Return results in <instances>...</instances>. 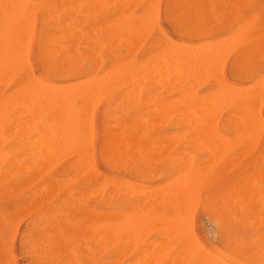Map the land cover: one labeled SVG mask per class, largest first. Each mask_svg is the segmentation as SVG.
Masks as SVG:
<instances>
[{
  "label": "rangeland",
  "instance_id": "obj_1",
  "mask_svg": "<svg viewBox=\"0 0 264 264\" xmlns=\"http://www.w3.org/2000/svg\"><path fill=\"white\" fill-rule=\"evenodd\" d=\"M72 1L75 2L77 0H59V2H57V0H55V1L54 0H38V3H37V0H25V2L27 4V14L28 15L24 18L19 19L17 24L14 26V32H15V38L18 39L19 36L18 37H16V36L20 34L22 27L24 28V26L28 22L29 24H27L25 28H26V30L28 29V31L30 29L32 31V34L28 33V31H27L26 33L24 32L25 35L21 34L20 36H26L28 33L27 36L28 37L30 36V38H29L30 41H26V44H25V40L28 38L27 36H26V38L23 37V40L20 39L22 41V43H20V44L18 43L19 41H16L15 38H14L15 41L13 39V41H12L13 44L11 43L12 46L14 45L13 49H12V47H9V50H10V53L12 52V50L14 51L12 53H13V56H15L14 61L17 65L16 72H14L13 73L14 75H12V76L11 75L5 76L6 80H3L4 76H3V78H2V76H0V90H1L0 91V106L2 105V108L4 107L3 109L0 107V109H2L1 111L4 110L3 112L0 111V157H1L0 158V208H1L0 209V257H1L0 258V264H3V263L4 264H52V263H54V264H68V263L69 264H71V263L72 264H91V263L95 264V262H96V264H135V263L136 264H147V263L153 264L154 262H155L154 264H170V263L173 264V262L175 264V261H176V263L178 262V264L179 263L183 264L184 262H182V261L184 259H185L184 264H186V263L190 264L193 259H194L193 262L200 264L198 261L201 260L202 258H203L202 261H205V262H201V264H206V263H208L207 261H209V263L212 264L211 262H212L213 257H214L213 260H215L214 262H216V264H220V262H218V258H219V260H221V262L224 260L228 261L229 264H264V262H263L264 261V258H263L264 257V239H263L264 238V231H263L264 230V225H263L264 224V219H263L264 218V177H263L264 176L263 175V173H264V100H263L264 99V88H263V91H258L259 89H261L263 87V83H264L263 82L264 81V11H263L264 10L263 9L264 8L263 7L264 6V0H258V1L257 0H197V7H193L192 9H190V7H187L184 4H183L184 6H181V4H180L181 2L179 3L178 0H157V1L156 0H152V1L150 0V2L154 1L155 4L154 3L153 4L150 3V4H152L151 6L156 5L155 7H150V5L147 7L149 0H142L136 4L126 3V0H96V1L95 0H78L79 3L78 2L75 3V4L78 3L77 7L75 6L74 3H72ZM80 1H81V3H80ZM85 1H87L88 3L87 2L84 3ZM69 2H70V4L68 5ZM250 3H252V4H250ZM50 4H51V6H50ZM61 4H62V7H61ZM86 4H88L87 5L88 7H86ZM36 5H37V7H36ZM56 6H58V7H56ZM59 6H60V8H59ZM94 6H96V8ZM250 6H252V7H250ZM149 7H150V10H149ZM248 7L251 8L249 11L247 10V9H249ZM86 8H88V9H86ZM146 8H148V14H147ZM153 8H155V9H153ZM77 9H78V11H77ZM97 9H98V11H97ZM156 9H157V11H156ZM58 10H60L59 13H58ZM53 11H56V12H53ZM96 11H97V14H96ZM87 12H88V14H89V12L91 14L88 15ZM145 12H146V14H145ZM149 12L151 14H149ZM154 12L155 13L157 12V13L155 14ZM55 13H57V14H55ZM136 14H139V15H136ZM152 14H155V15H152ZM145 15H147L148 18H150V19H148L147 16H145ZM126 16L133 17V19L130 22H128V25L130 26V28L127 29V31H124V30L118 31L116 24L118 23V21L123 19L122 17H126ZM226 16H227V18H226ZM261 16H263V17L261 18ZM144 18H146L145 21L143 20ZM234 22H235V24H233ZM236 22H237V24H236ZM61 23H63V24H61ZM100 23H102V24H100ZM114 23H116V24H114ZM30 24H31V26L33 25V28L30 26ZM20 25H22V27ZM138 25H139V27H138ZM144 27H145V29H143ZM236 27H238L239 28L238 30H240V31H238ZM225 29H227V30H225ZM26 30L23 29L22 32L26 31ZM234 30H235V32H234ZM16 31H17V33L19 32V34H17ZM31 31H29V32H31ZM225 31L229 32V33L227 32L228 35L230 33L233 34L232 31L234 32V35L237 37V39L233 35L232 36L233 39L231 41H233V43H235L236 45L231 43L230 39H228L226 37V39L224 40L225 45L226 46L228 44L229 45L232 44V45L229 46V50L228 49L226 50L225 46L223 48L224 51L227 53L225 55V53L223 52L225 59L223 57L224 61L222 60L223 64L221 63V69L219 68L220 70H218V65L220 63L219 58L222 57L221 55L218 58L219 61H218V59L214 58L218 61V63L216 65H215V61L213 60L212 55L209 59H206V61H204L203 66L205 67V66H207L205 64H208V66L212 70V71H210L209 69H207L209 67H207L206 68L207 71L205 72V70H204V73H205L204 75L202 72L203 71L202 67L200 68L197 66L198 69L196 68V65L194 66L195 68L193 67L194 70L197 69L196 70L197 75L202 77L203 80L198 79V82H197L196 80L198 77H197V75L192 76V73L194 71L191 72V70H190L191 75L189 74L188 76H184L185 74L187 75L186 70L184 71L185 73L183 72L184 74H182V75L185 77L183 79L181 77L182 75H180L182 71L180 72V68L178 69V65H179L180 61L177 60L178 65H176V61H174V58L172 56H171V59H169V60L167 59L169 57H166L169 54L172 55L171 53L174 51H177L176 49H178V48H179L178 50L181 51V47L183 48V50L192 49V47L194 49L196 48V50L197 49H208V48H206V45H208V47H209V45L212 44V42L214 40L216 42L217 39H221V37H223V36H228L225 33ZM128 32H129V34H128ZM59 34H60V36H59ZM50 35H52V37H50ZM131 35H132V37H131ZM221 35H223V36H221ZM216 36H218V37H216ZM133 40L135 41V43L133 42ZM208 40L211 43L208 42ZM203 41H206L208 44L205 43V46H203V48H202V44H204V43H202ZM27 42L28 43L30 42V43L27 45ZM215 42H213V43H215ZM221 42H220V45L222 44ZM199 43H202V44L200 45ZM216 43H218V47H219L220 46L219 41ZM15 44H17V45H15ZM185 44L187 46L191 45V48L189 46L188 49H185L186 48ZM25 45H26L27 49L24 48ZM195 45H198L199 47L198 46L196 47ZM212 45H215V44H212ZM212 45H210V48L214 49L213 53L217 57V55L220 54L219 52H217V50H219V48L217 49V45H215L217 50H216V52H214L215 48H214V46L212 47ZM15 46H17L18 50L15 48ZM28 46H29V48H28ZM231 46H233L234 48ZM47 47H49V48H47ZM107 47H108V49H107ZM132 48L134 50H132ZM172 48L175 50H172ZM20 49H22L24 51L26 49V51L28 53L25 52L26 53V55H25V53H23L22 50H21L22 52L20 51ZM244 49H246V51H247L246 56L243 53ZM168 50L171 52H169ZM220 50H221V48H220ZM189 51H191V50H189ZM235 51H236V53H234ZM19 52H20V54L22 53L21 56L24 55L25 57L23 56L20 58L19 57L20 54L17 55V53H19ZM166 53H167V55H166ZM159 54L161 55L162 59H160ZM69 56L73 57L72 60H74V62L62 63V64H64L63 67L60 66V68H58L57 70H53L50 68V67H54L53 65L55 64L56 60H58L59 58L67 59V58H69ZM107 56H109L111 59ZM156 56H157V59L155 58ZM162 56H164L165 59ZM158 59H160V60H158ZM119 60H121V61H119ZM148 60H150V63L148 62ZM170 60H172V62ZM19 61H21V62H19ZM159 61L162 63L160 64ZM165 61L168 62V64H171V65H169L171 67L169 69H172V73H173L172 78H171L172 80H169L170 77L168 74V72L171 73V71H168L167 74L165 72L166 71L165 69L168 70V67H169L166 63H164ZM142 62H144V63H142ZM154 62H156V63H154ZM237 62H239V63H237ZM97 63L99 65H97ZM157 63H159V65ZM150 64H152L151 67H150ZM21 65H23V66H21ZM164 65H165V67L166 66L167 67L165 68ZM174 65L177 66V68H175V69H177V71L179 70L178 71L179 75H177L178 73L174 74V72H176V71H174ZM214 65L216 66V70L220 71L221 75L218 74L217 71H215ZM181 66H183L182 63L179 65V67H181ZM227 66H228V68H227ZM139 67L141 70L139 69ZM184 67H183V70H184ZM186 67H188V66L186 65ZM108 68L110 69V72H111V73H109L111 75L110 76L108 75L109 76L108 79L111 76H113L111 78L112 82L110 84V81H108L106 79L107 76L105 78L103 77L109 83L106 84L107 82L106 83L104 82V85L106 84V86L100 85V88H97L100 90V95H99L100 98H98L99 99L98 103L97 102L95 103L92 100V102L95 103V106H94V104H91L92 106H94V109H90V102H91L90 97L92 96L94 98V96L91 95L90 97H87V99H86V96L92 94L91 92L96 87H98L97 85H99V84L96 85L95 82L92 80H93V78L95 80L96 75H97V77L99 76L98 78H101L100 77L101 75H99V74H103L105 76L106 71L109 70ZM160 68L162 69L161 70V77H160ZM190 68H191V66H190ZM111 69H113V72L111 71ZM114 69H116V71ZM125 69H126V71H125ZM134 69H136L137 71H135ZM199 69L202 71H200ZM138 70L144 71V77H142L143 71L141 72V76H140L139 75L140 72H139V74L137 73ZM134 71L136 73H134ZM107 72H109V71H107ZM131 72H133V73H131ZM156 72H157L158 76L155 74ZM190 72H188V73H190ZM196 72H194V74H196ZM116 73L119 75L116 76L117 75ZM210 73H212V74H210ZM112 74H114V75H112ZM122 74L125 76V78ZM131 74H134V76ZM206 74H207V77H206ZM138 75H139V77H137ZM154 75H155V77H154ZM166 75H168L169 79L166 78L167 77ZM175 75L177 76L175 79L176 83L173 81V78H175L174 77ZM214 75H215V78H214ZM170 76H171V74H170ZM162 77H164V78H162ZM178 77L182 78V80H181L182 82L179 81V83H178V79H179ZM187 77H188V79H187ZM89 78H91L90 81L94 82L96 87H95V85L93 87L89 86V88L86 86L90 82V81H87V80H89ZM103 78L99 79L98 82H100V80H103ZM137 78H138V81H135V80H137ZM140 78L142 79V82H141ZM145 78H147V79H145ZM216 78H218V79H216ZM111 79H109V80H111ZM126 79H127V81H126ZM260 79L262 80V82ZM82 80L87 82L88 84L82 82ZM96 80H98V79L96 78ZM164 80L170 81L169 82L170 87H169L168 83ZM199 80H201V82H204V83L200 84ZM191 81H194V82H191ZM77 82H79V83L82 82L83 84H81V83L79 84ZM92 82H91V85H93ZM38 83H40V84H38ZM45 83H46V85H45ZM71 83H75V84L77 83V85L79 84L78 87H81V88L85 84L84 85L85 88L87 87L89 90L86 88L88 90V94H87L86 93L87 90L84 89L85 93L83 92V94L81 93V95H79L80 94L79 91H75V92H78L77 95L74 94L75 92L73 90L74 93H72V94H74V96L72 97V100L70 102L71 104L69 103L70 107L68 105L66 107H63L61 105L59 106L58 103H56V105L58 104L57 105L58 107L55 104H54L55 105L54 106L53 104L50 105L49 103H47V104L43 103L44 101L42 102L38 96L37 98H38V100L41 101V103H40V101H38L36 98H34V97H36L34 89L37 86L40 87V86L45 85L46 88H50V89H51V87H54L56 89H59V88L64 89L65 88L67 90L71 89V87H73L74 89H77L76 88L77 85H75V84L72 85ZM165 83H167L166 86H165ZM191 83L192 84L196 83L195 85H197V86H195L196 87L195 89ZM197 83H199V85ZM253 83H254L255 87L253 86ZM35 84L37 86H35ZM48 84L52 85V86L50 87ZM67 84L68 85L70 84V87L68 86L69 88L67 87ZM125 84H126V86H125ZM137 84H139V85H137ZM186 84L189 87H190V85L192 86L191 93H190V88ZM258 84H261V85H258ZM55 85L56 86L60 85V87H55ZM61 85H64V86L66 85V87H63V86L61 87ZM231 85L233 87H231ZM119 86H121L120 90H119ZM182 86H183V88H182ZM227 86H228V88L231 87V90L233 88L232 95H233V93L236 94L235 93V92H237L236 89H238L236 87H239V89H240V87H244L245 89L244 88L241 89L244 91V93L242 91L240 95H243V94L245 95L244 96L245 100H246L245 103L244 104L241 103L240 100L238 99V97L236 99H234L235 97L231 95V98H230L231 102L229 100V104H226L227 106L223 105L224 104V102H223L224 96L223 95L226 94L224 88L226 87V89H228ZM245 86H247L249 88V90ZM250 86L252 87V92H251ZM32 87L33 88L35 87V88L33 89ZM90 87H92V89ZM101 87L104 89L106 88V89L103 90ZM134 87L136 88V90ZM165 87H166V89H165ZM167 87L169 88L168 91H167ZM234 87L236 88L235 92H234ZM253 87H254V89H253ZM28 88H30V89H28ZM122 88H124L123 91H122ZM185 88H187L189 93H188V91L186 92ZM207 88H209V89H207ZM182 89H185V91ZM193 89H194V91H193ZM200 89L201 90L204 89V90L201 91ZM255 89L256 90L258 89V90L255 91ZM23 90H24V94H23ZM79 90H81V89L79 88ZM13 91H17V92H13ZM32 91L34 93H32ZM29 92L34 94L35 96L32 95V97H30L31 95ZM105 92H106V94H105ZM130 92H131V94H130ZM185 92H186V94L188 93L187 94L188 96L192 95L191 97H195V96L199 97L200 96V98L196 97V101H193L195 103L199 102L198 99L203 98L202 100H204L203 96L205 95V93H206V96L209 94L208 98H210V99L206 98L209 101L208 103H210V104L206 105L207 108H209V109H204V107H203L204 110L201 109V111L206 112V110L208 111V110L213 109V107L215 105L218 106L219 101H220V103H222V104H219V106H218L219 109L221 108V110L214 107L215 110H212V112H211L212 115H214V114L217 115V116H213L215 119L212 118L211 114L208 115V117L211 116L210 120L211 119L215 120V121L213 120L215 122V123H213L215 129L214 128L213 129L216 132L214 130L213 131L211 130L212 127L210 125H212V124L208 125V122L206 123L208 125V127L210 126V130L212 131V136H213V132H214L215 137H216L215 133H218L221 135L218 137L224 138V136H225V138H227L226 140L222 138L221 141H223V145L221 144L222 145L221 149H219L220 147L218 148L219 150H221L220 154L221 153L222 154L220 155L219 159H217V160L214 159L215 160V161L213 160L214 162L212 160H210L211 157H213L210 154H212L211 151L213 152V150H215V151H217V155H219L218 150H216L217 147L216 148H215V146L213 147L212 146L213 143L210 141L209 144H211L210 146H212V147L209 148L208 150H206L205 149L206 145H204L205 147L202 146V144H207V143H205L206 141L205 140L202 141L201 139L199 140V138H201L199 135L202 134L201 135V136H203L202 138H206L207 133L209 132V134H210L211 132L209 131L208 128L203 127L204 124H202V126H201L202 122H199V120L197 118V116H199L198 114H196V116H195L197 118V120L193 121L194 123L191 120L188 121V119H190L189 116H191V114L193 115L192 112H193V110H195V108L192 106V108H193V109L191 108L192 110L191 109L187 110V108H189L191 104L188 105L189 107L186 105L188 103L189 99H188V101H186L187 95L183 94ZM228 92H229V89H228ZM260 92L263 96L260 95ZM10 93H11V95H10ZM26 93L28 94V96L32 100L34 98V102L36 100L38 102L34 103V102H32V100L30 101V98L26 99V98H28ZM118 93L121 95H119ZM122 93H125V94H122ZM195 93H198V94H195ZM214 93L217 96H215ZM211 94H212V96H211ZM94 95H95V93H94ZM97 95L95 97L96 99H97ZM240 95H239V97H240ZM255 95H256V97H255ZM1 96H3L4 98H2ZM25 96H26V98H25ZM80 96H82V97H80ZM182 96H183V98H185L184 99L185 104H184V102H181V99L183 101V98H181ZM228 96H230V95H228ZM174 97H176L175 100H174ZM213 97L214 98L216 97L218 99V100L216 99L217 104L216 103L214 104V98ZM232 97H234V98H232ZM247 97L250 99H248ZM262 97H263V99H262ZM108 98H109V100H108ZM192 99L195 100L194 98H192ZM227 99H228V97H226V100ZM26 100H27V102H26ZM88 100L90 101L89 103L87 102ZM125 100H127V101H125ZM207 100H205V101L207 102ZM7 101H8V103H7ZM17 101L19 102V104L16 103ZM24 101L26 103H28V105L30 104V107L26 106V104H24L25 103ZM132 101H134V102H132ZM161 101L163 104L161 103ZM191 101L192 100L190 99L189 103H192ZM205 101H204V103H206ZM254 101L257 103H255ZM258 101H259V103H258ZM261 101H263V102L261 103ZM12 102H14L13 108L11 105ZM82 102H84L86 104L87 112H88V109L90 110L89 112L93 111L92 116H90L92 119V126L93 127L91 126L92 131H90V129H89L88 130L89 132H87V130L85 129L86 127L90 126L88 124V121H87L88 117H89V115H87V114H89V112L87 113L86 110L81 111V109H83L85 107V104ZM166 102L168 103V105ZM169 102L171 104H169ZM200 102L202 103V101H200ZM33 103L35 104V110H34L35 112L34 113H33V109H34ZM87 103H88V106H87ZM31 104H33V107H31L32 106ZM172 104L174 107H172ZM176 104H178L179 107L180 106H182V107H180V109L176 108V107H178V105H176ZM181 104H184L185 106H183ZM258 104L260 106H258ZM44 105L47 106V109ZM154 105H156V106L154 107ZM159 105H160V107H159ZM202 105H200L199 107L202 108ZM208 105H212V108H211V106L209 107ZM220 105H223L225 108L223 106H220ZM8 106H11V108L10 107L8 108ZM42 106L44 108L41 109ZM194 106L196 107L197 105L195 104ZM245 106H249L248 109L253 110L255 115L260 116V118H257L255 121H256V123H258L257 120L259 119V123L261 125L257 124L258 125L257 126L254 124L253 129L252 128H251V130L249 129L250 134H252L250 137H249V134H248V136L245 135L246 136V137H244L245 141H243V140L239 141V139H237L239 141V145L237 146V144H236L237 141H235L236 143L233 141V144L234 143L235 144L232 145V141H231V143H229V141L232 139V137H233V139L238 138L235 134L236 131L239 132V130H244L246 133H249L248 128L250 127V125H249V127L247 126L248 128L245 127L246 125L241 126L242 123L240 121H242V118L239 117L240 115H242V117H243L244 113H245V117H246L247 113L241 112V113H239L240 115L237 113V112H240L241 110H245V108L241 109V107H245ZM5 107H6V111H5ZM48 107H49V111H47ZM60 107L63 108L64 110L60 109ZM86 107H85V109H86ZM252 107H255V108L259 107V110L251 109ZM28 108H30V109L28 110ZM57 108H59V110ZM159 108H161L160 112H158ZM9 109H10V113H9ZM155 109L157 111H155ZM183 109L186 110L185 113L182 112V111H184ZM217 109H218V112H220L219 114L216 113ZM248 109H247V111H248ZM26 110H28V111H26ZM43 110H45V111H43ZM50 110H51V113H50ZM74 110L76 111V113ZM179 110L181 112H179ZM196 110H197V107H196ZM238 110H240V111H238ZM59 111H60V113H59ZM63 111H65V114L60 115ZM161 111H164V113H161ZM166 111H168L169 113ZM172 111H173V113H172ZM189 111H190V113H189ZM201 111L199 114L202 113ZM16 112H17V118L15 116ZM47 112H49V113H47ZM197 112H198V110H197ZM197 112L195 111V113H197ZM227 112H228V114H227ZM40 113H42V114H40ZM55 113H57V114H55ZM68 113H70V114H68ZM72 113H74V114H72ZM84 113H85V116H84ZM166 113H168V114L166 115ZM170 113H172V114H170ZM206 113H204V114H206ZM208 113H210V111H208ZM235 113H237L236 115H239V116H236ZM58 114H59V116H58ZM78 114L80 116L82 115L81 118H80V116H78ZM159 114H161V115L163 114L162 117H160L161 115H159ZM164 114H165V117H167V119L164 117ZM185 114H187L188 116ZM33 115H34V117H33ZM68 115H70V116H68ZM183 115H185V116H183ZM222 115H224V116H222ZM62 116H63V120L65 118H67L68 120L67 119L66 120L69 121L70 120L69 118H71V120H70L71 123L73 121H75V124H74V122H73V125L71 124V126H73V128L75 126V128H74L75 134L73 133V135L69 138V143L66 144V146L64 144L62 145V143L60 142L59 146H56L55 148L53 147L52 148L53 150H51L52 145H51V147L50 146L46 147L44 145L45 144L49 145L48 142H51V138H49V137L50 136L52 137V135L50 133H47L46 135L49 134V136H47V138H46V136H44V133L50 132L46 128L47 127L51 128V125L54 126V123H56V122L58 123L59 120L61 121ZM193 116L191 117L192 119H193ZM201 116H199V117H201ZM18 117H19V119H18ZM195 117H194V119H195ZM205 117H207V116H205ZM248 117H251V116H248ZM57 118H59V120ZM202 118H203V116H202ZM226 118L229 122L226 120ZM233 118H235V119H233ZM33 119H34V121H33ZM36 119H37V121H35ZM91 119H89V120H91ZM154 119L156 120V122ZM237 119L240 121H238ZM3 120H5V121H3ZM12 120H14V121H12ZM21 120H22V124H24V125L21 124ZM63 120L61 122H59L58 124L62 123ZM200 120L202 121L201 118H200ZM210 120H209V122H213ZM260 120H261V122H260ZM27 121H28V123H27ZM160 121L162 124L160 123ZM112 122L114 125L112 124ZM154 122L156 124H154ZM196 122L198 123L199 126L197 125ZM203 122H206V121L203 120ZM250 122H251V120L249 119L248 123H250ZM25 123H26V125H25ZM191 123L193 124L192 128H191ZM219 123H221V124H219ZM229 123H230V125H229ZM3 124H5V125H3ZM49 124H50V126H49ZM245 124H247V123H245ZM14 125H15V127H14ZM55 125H57V124H55ZM188 125H189V127H188ZM194 125H196V127H194ZM227 125L229 128L227 127ZM22 126H23V131H22ZM236 126H238V129H236L237 128ZM33 127H35V129ZM37 127H39L38 131H37ZM166 127H168L169 129ZM197 127L203 128L202 131L199 128L201 131L200 134L198 133ZM244 127H245V129H243ZM27 128H29V130ZM104 128H106V129H104ZM11 129H13L14 132H11ZM39 129H41V130H39ZM44 129H46L47 131L45 130L46 132H44ZM167 129H168V131H164ZM204 129H206L208 131H206ZM255 129H256L255 132H257L256 134L254 132ZM257 129H258V131H257ZM196 130H197L198 134L196 133ZM228 130H229V132H228ZM24 131L26 132L25 137H24L25 139L21 137V136H24L23 135L25 133ZM191 131H195V132H191ZM238 132H237V134H238ZM40 133H41V137L46 138L47 141H45L44 138L40 137ZM42 133H43V135H42ZM192 133L194 135H192ZM196 134L199 136V138L198 137L195 138L197 136ZM209 134H208V136H209ZM240 134L241 133H239V137L243 138L242 135H240ZM212 136L210 135L208 137V139L210 138V140L213 141ZM234 136H235V138H234ZM34 137H35V139H34ZM129 137H130V139H129ZM190 137H192V139L194 137L196 142L193 141L194 139L191 140ZM84 138L86 140H84ZM217 139H215L216 142H217ZM42 140H43V142H42ZM186 140H187V142H186ZM227 140H228V143H226ZM39 141H40V143H39ZM191 141L193 142V144ZM207 141H209V140H207ZM241 141L244 143L241 144L242 143ZM45 142H47V143H45ZM161 142H162V144H160ZM188 142H189L190 146L188 145ZM201 142H203V143H201ZM245 142H246V145H245ZM34 144H36V145L38 144L37 145L38 147L34 146ZM130 144H131V146H130ZM134 144H136V145H134ZM168 144L170 146H168ZM214 144H216V143L214 142ZM226 144H230L231 148L229 145H227L229 148L227 147V149H225ZM240 144H241V146H240ZM208 146L209 145H207V147ZM232 146H234V147H232ZM57 147L60 150H58ZM35 148L38 152L35 150ZM42 148H44V149H42ZM47 148H49V149H47ZM164 148H166V149H164ZM33 149L35 150V152H33ZM54 152H55V154H54ZM43 154H45V155H43ZM49 155L52 157H49ZM215 156H216V154H215ZM183 157H184V159H183ZM217 157H219V156H217ZM256 157H257V160L255 159ZM4 158H5V160H4ZM185 158L186 159L188 158V160H185ZM181 159H182V161H181ZM207 159H208V162H207ZM43 160L45 162H43ZM184 160L186 162H184ZM205 160L207 163H205ZM245 161H247V162H245ZM39 162H40V165H39ZM200 162H202V163H200ZM210 162L212 165H210ZM250 162H252V163H250ZM177 163H179V165ZM208 163H209V166L207 167ZM182 164H186L185 165L186 167L183 166ZM200 164H201L200 167H201L202 172H203V170H205V171L203 173L201 172L204 176L201 175L199 172V176H200L199 177L197 175L198 174L197 170L200 171V167H199ZM228 164H230V167ZM252 164H254V165H252ZM44 165H45V167H44ZM242 165H243V167H241ZM246 165H247V167H246ZM42 166H43V168H42ZM63 166H64V168H63ZM196 166H197V168L199 167V169H197V168L194 169ZM202 166H206L207 169H206V167L203 168ZM181 168H183L181 170L182 171L181 173L185 172L184 176H185V174H187L188 176L190 175L191 178H192L191 174L196 171L194 173L196 176H194L193 178H194V180H196L198 177L199 182H197V180H196V184H195V183L191 182L193 180L190 178L189 181L191 183L195 184V186H196L195 187L192 185L195 188V191H193L194 189L193 190L190 189L192 187L191 185H188V187L191 186L189 188V190H191V194H189L190 193L189 191L187 193L184 192L187 195V197L185 194H184V196L186 198L189 197V201H190V199H191V201L189 203L187 201L188 199L186 200V198L182 195V197H184V199H185V201L183 199V204H184V202H186V204H184V205L182 204L183 206H177V203H178L177 200H180L181 198L179 199L178 196H176V194H178L179 197H181V195L179 194L180 193L179 190L177 193L175 190L179 189L180 185L182 187V184L183 185L185 184V183H183V181H182V184H180V185L175 184V181H177V178L175 179V177L178 176L177 174H179L180 175L179 177L181 178V174H180V170H179ZM76 169H77V171H76ZM219 170H221V171H219ZM224 170H226V171L224 172ZM129 171H131V172H129ZM235 171H236V173H235ZM123 172L125 173V175L123 174ZM161 172H163L164 174ZM252 173L259 174V178L257 177L258 179L256 178V180H255L254 179L256 177L255 175H254V178L250 177V176H253ZM145 175L146 176L148 175V176L146 177ZM230 175H232V176H230ZM260 175H261L262 180L260 178ZM166 176H167V178H165ZM220 176H221V178H220ZM144 177H146V178H144ZM195 177H196V179H195ZM201 177H202V180H200ZM224 177L227 178V180L222 179ZM237 177H238V180L241 181L240 184H239V181H238V183H236ZM161 178H163L164 180ZM186 178H188V177H186ZM234 178H235V180H233ZM250 178H252V179H250ZM170 179L172 180L174 185L172 183L170 185L167 182V180H170ZM179 179H178V181H179ZM186 181L189 182L188 179ZM121 182H123V183H121ZM166 182L169 184L168 186L165 184ZM179 182L181 183V181H179ZM187 182H186V186L188 184ZM226 182H227V184H226ZM233 182L235 183V185H233L234 184ZM243 182H245V183H243ZM261 182H263V183H261ZM148 184H150V185H148ZM228 184H229V186H228ZM21 185H22V187H21ZM163 185H166L167 187L164 186L165 189H163ZM175 185L178 186V188L173 190ZM232 185H233V187H231ZM155 186L158 188H160V187L161 188L158 189V191H157V188ZM169 186H170V189L168 188ZM171 186H172V188H171ZM186 186H185V189H186ZM226 186L229 187V189ZM240 186H242V187L240 188ZM243 186H244V188H243ZM248 186H250V187L248 188ZM152 187L155 190H153ZM245 187L250 189V191H251L252 187H256V189H255L256 190L255 200H254L256 209L254 212V216H252V217L248 216L249 211L245 210V208H244L245 201H243V200L245 199V197L242 198V196L243 195L245 196V193H246ZM131 188H134V191ZM136 188L142 189L143 191L142 190L141 191L143 193L140 190H139V192H140L139 193L137 190H135ZM166 188L169 189L168 192H166L167 191ZM126 189H129V190L127 191ZM147 190H149V191H147ZM151 190H153V191L151 192ZM162 190H165V191H162ZM171 190H173V191L171 192ZM243 190H244V192H243ZM257 190H259V191L257 192ZM135 191H137L138 194L137 193L134 194ZM144 191H146V192H144ZM183 191H185V190L183 189ZM233 191H234V193H233ZM218 192H219V194H218ZM242 192H243V194H241ZM256 193H258V194H256ZM92 194H94V195H92ZM189 195L191 196V198ZM175 197H177L178 199L176 198V200H175ZM157 198H158V200H157ZM172 200H174V201H172ZM13 202H15V203H13ZM179 202H181V201H179ZM187 203L191 204L188 206L191 207V209H193V210H190L188 208ZM240 203H242L241 205H243V206H241ZM250 206H251V204H250ZM142 207H144V208H142ZM180 208L181 209L184 208L183 210L185 211V213H184L185 216H183L184 214L182 212H180V213H182L183 219L179 215L180 213H178L179 210L183 211ZM131 210H134L133 213ZM10 211H12V212H10ZM259 211H261V212H259ZM1 212H2V215L4 214L3 216L1 215ZM174 215H176V217H177V215L180 216V218H181L180 221H182V222H180L179 220H177V222H179V224L182 223V225L180 224V225L176 226L175 229L173 228L172 230H171L172 227L168 228L169 230H171V232L168 230L170 233V236H168V238L169 237L170 238L168 240H166V242L167 241L168 242L167 243L165 242V244H164L163 241H165V239L167 238V236H166V238L164 239V236H165L164 234H166V235L168 234L167 233L168 231H165V227H166V225H168L167 227H170V225L167 224L166 221L164 223V217L167 218V221H168L169 216L172 220L180 219L178 217L176 218ZM172 216H173V218H172ZM189 216L191 219H189ZM31 217H32V220H31ZM174 217H175V219H174ZM170 218H169V222L171 223L172 221L170 220ZM252 218L255 219V222ZM6 219H8V220H6ZM33 219L34 220L36 219V220L34 221ZM162 219H163V222H160V220L162 221ZM175 222H176V220H175ZM237 222H239V223H237ZM125 224H127V225H125ZM143 224H145V225H143ZM184 224H186L185 225L186 227L184 226ZM8 225H10V226L8 227ZM152 225H154V226H152ZM155 225L156 226L159 225V226L163 227V229L161 227H156ZM143 226H146V230L148 229V231L143 230V229H145V227H143ZM260 226H262V227H260ZM150 227L153 228V230H151ZM180 227L183 229L180 230ZM122 228H126V229H122ZM156 228H157V230H156ZM158 229H159V231H158ZM187 229H189V230H187ZM230 229H231V231H230ZM7 230L9 232H7ZM35 230H37V231L35 232ZM136 230H137V235L135 233ZM166 230H167V228H166ZM183 230H184V232H183ZM64 231L66 232V234ZM80 231H81V234H80ZM107 231H108V234H107ZM213 231H215V232H213ZM242 231H244L245 234ZM6 232L8 233V235ZM116 233L117 234L119 233V234L117 235ZM121 233H123L122 234L123 236L121 235ZM141 233L143 235H141ZM145 233H147V234L145 235ZM212 233L213 234L215 233V235H213ZM111 234L113 236H110ZM177 234H180V236L179 235L177 236ZM106 235H109L110 238H108V236H106ZM181 236H182V238H181ZM234 236H237V237H234ZM246 236H247V238H246ZM161 237L163 238V240ZM177 237H180V238L176 239ZM218 237L219 238L222 237V238L218 239ZM22 238H23V240H22ZM51 238H53V239H51ZM60 238H61V240H59ZM186 238H187V240H186ZM223 238H224V240H222ZM240 238H241V240H240ZM122 239H125L124 242L122 241ZM132 239H134V241H132ZM190 239H194V241L192 240L193 243L197 242L196 243L197 245L195 244L196 249L193 246V249H195V251L191 248L192 246H190V244L192 243ZM103 240H105V241H103ZM178 240H180V242H178ZM182 240H184V243H182L183 242ZM59 241L61 242L62 246L60 245ZM130 241H131V243H130ZM185 241L188 243L190 242V244H186ZM62 242L64 243V245L62 244ZM43 243H45V244H43ZM54 243H55V245H54ZM33 244H35V245H33ZM126 244H128V246ZM129 244L130 245L132 244V245L130 246ZM160 244L162 247H160ZM162 244H164V245H162ZM47 245L50 249L47 247ZM181 245H182L183 249L181 248ZM183 245L185 246V248ZM187 245H189L190 248L194 252L192 251V253H191V249ZM118 246H119V248H118ZM45 247H47V249ZM63 247H64V249H63ZM178 247H179V249H178ZM131 248H133V249H131ZM159 248H161V249L163 248V249L162 250L160 249V251H159ZM228 248H230V250H232V251L228 252L229 251ZM146 249L148 251H146ZM155 249L157 250V252L159 251L158 252L159 254L154 252V251H156ZM164 249H165V252H164ZM185 249L186 250L189 249L188 251H190V252L186 251ZM248 249H251V250H248ZM37 250H39V252ZM122 250H123V252H122ZM124 250H125V253H124ZM183 250H184V252H183ZM162 251L164 254L162 253ZM37 252L40 256H38ZM246 252H248L249 254L247 253L248 255H246ZM143 253H145V254H143ZM153 253H155V255H159V256L158 257L156 256V258H155V255ZM175 253H181V255L180 254L176 255ZM185 253H187V254L190 253V254H188V256H187ZM182 254L185 255V256H183V258L181 257ZM41 255H42V257H41ZM147 255L149 256L148 260L146 258V257H148ZM178 255L180 257H178ZM161 256H163V257H161ZM168 256H170V257H168ZM204 256H206L205 260H204ZM215 256H216V258H215ZM107 257H109V258H107ZM144 257L146 258L145 259L146 261L143 262ZM195 257L196 258L199 257V260L196 259L197 260L196 261ZM150 258L152 259L153 263L149 262ZM169 259H171V260H169ZM154 260H156V261H154ZM93 261H95V262H93ZM187 261H189V262H187ZM125 262H127V263H125ZM192 264H195V263H192Z\"/></svg>",
  "mask_w": 264,
  "mask_h": 264
},
{
  "label": "bare ground",
  "instance_id": "obj_2",
  "mask_svg": "<svg viewBox=\"0 0 264 264\" xmlns=\"http://www.w3.org/2000/svg\"><path fill=\"white\" fill-rule=\"evenodd\" d=\"M54 1H55V0H54ZM95 1H96V0H95ZM140 1H142V0H126V3H130V4L133 3V4H136V3H139ZM151 1H152V0H151ZM156 1H157V0H156ZM257 1H258V0H257ZM26 2H27V1H26ZM26 2H25V0H0V76H2V78H3V76H4V79H3V80H6V79H5V76H8V75H9V76H10V75L12 76V75H14L13 73L16 72V69H17V65H16V63H15V61H14L15 56H13V53H12V52H14V51L12 50V52H11L12 54H11V53H10V50H9V47H12V49H13V46H14V45H13V46L11 45L13 39L15 38L14 26L17 24V22L19 21L20 18H24V17H26V16L28 15V14H27V4H26ZM33 2H34V1H33ZM35 2H36V1H35ZM40 2H41V1H40ZM40 2H39V3H40ZM57 2H59V0H57ZM65 2H66V1H65ZM76 2L79 3L78 0L75 1V2L72 1V3H74V4H75ZM86 2H87V1H85L84 3H86ZM103 2H104V1H103ZM178 2H179V3L181 2V3H180L181 6L186 5L187 7H190V9H192L193 7H197V0H178ZM232 2H233V1H232ZM37 3H38V0H37ZM62 3H63V2H62ZM78 3H77V4H78ZM80 3H81V1H80ZM87 3H88V2H87ZM109 3H110V2H109ZM150 3L153 4L154 1H153V2H150V0H149V3H148V5H147V7H148L149 5H150V7H155V6H156V5H155V6H151L152 4H150ZM167 3H168V2H167ZM179 3H178V4H179ZM253 3H254V2H253ZM69 4H70V2L68 3V5H69ZM77 4H75L76 7H77ZM89 4H90V3H89ZM154 4H155V3H154ZM183 4H184V5H183ZM250 4H252V3H250ZM79 5H80V4H79ZM79 5H78V6H79ZM87 5H88V4H86V7H88ZM128 5H129V4H128ZM174 5H175V4H174ZM176 5H177V4H176ZM198 5H199V4H198ZM50 6H51V4H50ZM72 6H73V5H72ZM116 6H117V5H116ZM214 6H215V5H214ZM233 6H234V5H233ZM34 7H35V6H34ZM36 7H37V5H36ZM56 7H58V6H56ZM61 7H62V4H61ZM76 7H75V8H76ZM94 7L96 8V6H94ZM103 7H104V6H103ZM150 7H149V10H150ZM250 7H252V6H250ZM263 7H264V6H263ZM263 7H262V8H263ZM59 8H60V6H59ZM71 8H72V7H71ZM75 8H74V9H75ZM248 8H249V7H248ZM86 9H88V8H86ZM89 9H90V8H89ZM153 9H155V8H153ZM250 9H251V8H249V9H247V10L249 11ZM253 9H254V8H253ZM263 9H264V8H263ZM65 10H66V9H65ZM95 10H96V9H95ZM151 10H152V9H151ZM236 10H237V9H236ZM77 11H78V9H77ZM97 11H98V9H97ZM97 11H96V14H97ZM146 11H147V14H148V8H146ZM156 11H157V9H156ZM184 11H185V10H184ZM203 11H204V10H203ZM263 11H264V10H263ZM53 12H56V11H53ZM59 12H60V10H58V13H59ZM151 12H152V11H151ZM261 12H262V11H261ZM32 13H33V12H32ZM73 13H74V12H73ZM94 13H95V12H94ZM102 13H103V12H102ZM143 13H144V12H143ZM154 13H155V12H154ZM156 13H157V12H156ZM156 13H155V14H156ZM55 14H57V13H55ZM87 14H88V12H87ZM90 14H91V13L89 12L88 15H90ZM100 14H101V13H100ZM145 14H146V12H145ZM149 14H151V13L149 12ZM155 14H152V15H155ZM204 14H205V13H204ZM32 15H33V14H32ZM72 15H73V14H72ZM78 15H79V14H78ZM80 15H81V14H80ZM88 15H87V16H88ZM120 15H121V14H120ZM136 15H139V14H136ZM142 15H143V14H142ZM184 15H185V14H184ZM187 15H188V14H187ZM243 15H244V14H243ZM262 15H263V14H262ZM99 16H100V15H99ZM123 16H124V15H123ZM145 16H147V15H145ZM145 16H144V17H145ZM172 16H173V15H172ZM220 16H221V15H220ZM57 17H58V16H57ZM73 17H74V16H73ZM118 17H119V16H118ZM153 17H154V16H153ZM262 17H263V16H261V18H262ZM51 18H52V17H51ZM115 18H116V17H115ZM122 18H123V19H121L120 21H118L117 24H116V23H114V24H116V27L118 28V31H123V30H124V31H127V29L130 28V26L128 25V22H130V21L133 19V17L126 16V17H122ZM141 18H142V17H141ZM147 18H148V16H147ZM226 18H227V16H226ZM241 18H242V17H241ZM30 19H31V18H30ZM49 19H50V18H49ZM82 19H83V18H82ZM138 19H139V18H138ZM145 19H146V18H144L143 20L145 21ZM148 19H150V18H148ZM148 19H147V20H148ZM194 19H195V18H194ZM206 19H207V18H206ZM28 20H29V19H28ZM67 20H68V19H67ZM141 20H142V19H141ZM143 20H142V21H143ZM153 20H154V19H153ZM153 20H152V21H153ZM208 20H209V19H208ZM26 21H27V20H26ZM76 21H77V20H76ZM113 21H114V20H113ZM115 21H116V20H115ZM138 21H139V20H138ZM152 21H151V22H152ZM262 21H263V20H262ZM262 21H261V22H262ZM29 22H30V21H29ZM107 22H108V21H107ZM151 22H150V23H151ZM208 22H209V21H208ZM225 22H226V21H225ZM238 22H239V21H238ZM45 23H46V22H45ZM63 23H64V22H63ZM63 23H61V24H63ZM65 23H66V22H65ZM75 23H76V22H75ZM141 23H142V22H141ZM154 23H155V22H154ZM27 24H29V23L27 22ZM27 24H26V25H27ZM31 24H32V23H31ZM31 24H30V26H31ZM78 24H79V23H78ZM100 24H102V23H100ZM138 24H139V23H138ZM233 24H235V22H234ZM236 24H237V22H236ZM244 24H245V23H244ZM255 24H256V23H255ZM26 25L24 26V28L22 27V25H20V26L22 27V29H21V31H20V34H19V32L17 33V31H16V33L19 34V35H17L16 37H18V36H19V37H18V39H17V38H15V39H16V41H19V42H18L19 44L22 43V41H21L20 39L23 40V37L26 38V36L28 35V33L32 34V31H31L30 29H29V31H31V32H29L28 29L26 30V28H25ZM53 25H54V24H53ZM65 25H66V24H65ZM96 25H97V24H96ZM252 25H253V24H252ZM30 26H29V27H30ZM77 26H78V25H77ZM148 26H149V25H148ZM232 26H233V25H232ZM232 26H231V27H232ZM243 26H244V25H243ZM27 27H28V26H27ZM31 27L33 28V25H32ZM60 27H61V26H60ZM62 27H63V26H62ZM138 27H139V25H138ZM142 27H143V26H142ZM151 27H152V26H151ZM66 28H67V27H66ZM117 28H116V29H117ZM134 28H135V27H134ZM229 28H230V27H229ZM232 28H233V27H232ZM236 28H237V30L239 29L238 27H236ZM241 28H242V27H241ZM23 29H25L26 31H23V32H22ZM143 29H145V27H144ZM148 29H149V28H148ZM197 29H198V28H197ZM17 30H18V29H17ZM19 30H20V29H19ZM86 30H87V29H86ZM111 30H112V29H111ZM146 30H147V29H146ZM225 30H227V29H225ZM27 31H28V33H27L26 36H20L21 34H22V35H25L24 32L26 33ZM91 31H92V30H91ZM238 31H240V30H238ZM21 32H22V33H21ZM46 32H47V31H46ZM204 32H205V31H204ZM227 32H228V31H225L226 34H227ZM234 32H235V30H234ZM234 32L232 31L233 34L230 33V34H229L230 36H229L228 34H227L228 36H223V35L225 34V33H224L223 35H221V36H223L224 38L221 37V39H217L216 42L219 41V45H220V42L223 40V41L221 42L222 44L220 45L221 47H220V46L218 47V43H216L215 40H214V41L212 40L213 42H215V43L212 42V44L217 45V49L219 48V50H220V48H221L220 51L216 49L215 45L210 44L211 42L208 40V42H210L209 44L212 45V47L214 46V48H215V51H214V52H216V50H217V52L220 53V54L218 53L219 55H217V57L214 55V53H213V50H214V49L210 48V45H209V47H208V45H206V48H208V49H197V50H196V48L194 49L193 47H192V49H188L189 46H190V48H191V45H188V46H187L186 44H185V46H186L185 49H188V50H183V48L181 47V51H179V50H178L179 48H178V49H176L177 51H174V52L171 53L172 55L169 54L170 56L168 55V56H166V57H169V58H167V59L169 60V59H171V56H172V57L174 58V61H176V65H178V63H177L178 61H180L179 65L182 63L183 66L179 67V65H178V69L180 68V72L182 71L180 75L184 74V73H185V72H184L185 70L187 71V75L185 74L184 76H188L189 74L191 75V72H192V71L196 72V70L198 69V67H200V68L202 67V68H203V71L200 70V69H199V70L202 71V72H203V75H204V74H205V73H204V70H205V72H206V71H207L206 68L209 67L208 64H205V65H207V66H205V67L203 66V65H204V61H206V59H209V58L211 57V55H212V57H213V60L215 61V65L218 63V61H219V59H220V61H219L220 63H219V65H218V70H220V69H221V63H222V60L224 61V59H225L223 52L225 53V55H226V53H227V52L224 51L223 48H224V46H225V47H226V50H227V49L229 50V46L232 45V44H230V45L228 44V45L226 46L225 43H224V40H225L226 37H227L228 39H230V42L233 43V41H231V40L233 39L232 36L234 35ZM195 33H196V32H195ZM228 33H229V32H228ZM238 33H239V32H238ZM123 34H124V33H123ZM128 34H129V32H128ZM142 34H143V33H142ZM191 34H192V33H191ZM85 35H86V34H85ZM115 35H116V34H115ZM242 35H243V34H242ZM44 36H45V35H44ZM48 36H49V35H48ZM59 36H60V34H59ZM121 36H122V35H121ZM129 36H130V35H129ZM234 36H235V35H234ZM20 37H21V38H20ZM27 37H28V36H27ZM50 37H52V35H50ZM65 37H66V36H65ZM131 37H132V35H131ZM216 37H218V36H216ZM29 38H30V36L25 40V44H26V41H30ZM126 38H127V37H126ZM222 38H223V39H222ZM235 38L237 39L236 36H235ZM15 39H14V41H15ZM49 39H50V38H49ZM127 39H128V38H127ZM140 39H141V38H140ZM68 40H69V39H68ZM76 40H77V39H76ZM136 40H137V39H136ZM210 40H211V39H210ZM220 40H221V41H220ZM234 40H235V39H234ZM124 41H125V40H124ZM127 41H128V40H127ZM227 41H228V40H227ZM133 42L135 43L134 40H133ZM16 43H17V42H16ZM29 43H30V42H29ZM29 43L27 42V45H28ZM55 43H56V42H55ZM73 43H74V42H73ZM109 43H110V42H109ZM202 43H204V44H202ZM202 43H199V44H200V45L202 44V48H203V46H205V43H207V42H206V41H203ZM236 43H237V42H236ZM262 43H263V42H262ZM12 44H13V43H12ZM75 44H76V43H75ZM75 44H74V45H75ZM137 44H138V43H137ZM180 44H181V43H180ZM199 44H198V45H199ZM207 44H208V43H207ZM233 44H235V43H233ZM15 45H17V44H15ZM91 45H92V44H91ZM155 45H156V44H155ZM171 45H172V44H171ZM198 45H195V46L197 47ZM200 45H199V46H200ZM222 45H223V46H222ZM235 45H236V44H235ZM262 45H263V44H262ZM83 46H84V45H83ZM199 46H198V47H199ZM233 46H234V45H233ZM233 46H231V47H233ZM42 47H43V46H42ZM59 47H60V46H59ZM177 47H178V46H177ZM227 47H228V48H227ZM252 47H253V46H252ZM15 48L17 49V46H15ZM24 48H26V45L24 46ZM28 48H29V46H28ZM47 48H49V47H47ZM135 48H136V47H135ZM166 48H167V47H166ZM233 48H234V47H233ZM233 48H232V49H233ZM16 49H15V50H16ZM26 49H27V48H26ZM26 49H25V51L22 50V49H20V51L22 50L23 53H25V52L28 53V52L26 51ZM90 49H91V48H90ZM107 49H108V47H107ZM168 49H169V48H168ZM17 50H18V49H17ZM17 50H16V51H17ZM53 50H54V49H53ZM132 50H134V49L132 48ZM172 50H175V49L172 48ZM189 50H191V51H189ZM194 50H195V51H194ZM22 51H21V52H22ZM122 51H123V50H122ZM141 51H142V50H141ZM168 51H169V50H168ZM230 51H231V50H230ZM57 52H58V51H57ZM93 52H94V51H93ZM103 52H104V51H103ZM166 52H167V51H166ZM169 52H171V51H169ZM169 52H168V53H169ZM15 53H16V52H15ZM26 53H25V55H26ZM162 53H163V52H162ZM234 53H236V51H235ZM243 53H244L245 56H246V54H247L246 49H244ZM253 53H254V52H253ZM18 54H20V52L17 53V55H18ZM21 54H22V53H21ZM21 54H20V56H19L20 58L24 56V55L21 56ZM138 55H139V54H138ZM159 55H160V54H159ZM162 55H163V54H162ZM166 55H167V53H166ZM213 55H214V56H213ZM220 55H221L222 57H220ZM233 55H234V54H233ZM236 55H237V54H236ZM236 55H235V56H236ZM93 56H94V55H93ZM237 56H238V55H237ZM19 57H18V58H19ZM24 57H25V56H24ZM107 57H109V56H107ZM158 57H159V56H158ZM162 57L165 59L164 56H162ZM219 57H220V58H219ZM223 57H224V59H223ZM231 57H232V56H231ZM72 58H73V57H71V56H69V58H67V59L59 58L58 60H56L55 64L53 65L54 67H50V68L53 69V70H57L58 68H60V66L63 67L64 64H62V63H66V62L71 63V62H74V60H72ZM87 58H88V57H87ZM93 58H94V57H93ZM109 58H110V57H109ZM152 58H153V57H152ZM155 58L157 59V56H156ZM214 58H216V59L219 58V59H218V61H217V60L214 59ZM16 59H17V58H16ZM94 59H95V58H94ZM110 59H111V58H110ZM124 59H125V58H124ZM149 59H150V58H149ZM156 59H155V60H156ZM160 59H162V58H161V55H160ZM160 59H158V60H160ZM26 60H27V59H26ZM97 60H98V59H97ZM108 60H109V59H108ZM122 60H123V59H122ZM153 60H154V59H153ZM177 60H178V61H177ZM229 60H230V59H229ZM119 61H121V60H119ZM145 61H146V60H145ZM156 61H157V60H156ZM170 61L172 62V60H170ZM208 61H209V60H208ZM208 61H207V62H208ZM19 62H21V61H19ZM45 62H46V61H45ZM126 62H127V61H126ZM148 62L150 63V60H148ZM159 62H160V61H159ZM228 62H229V61H228ZM22 63H23V62H22ZM142 63H144V62H142ZM142 63H141V64H142ZM149 63H148V64H149ZM154 63H156V62H154ZM161 63H162V62H160V64H161ZM164 63H166L168 66L171 65V64H168V62H166V61H165ZM186 63H187V64H186ZM208 63H209V62H208ZM229 63H230V62H229ZM237 63H239V62H237ZM79 64H80V63H79ZM145 64H146V63H145ZM157 64L159 65V63H157ZM157 64H156V65H157ZM185 64H186L188 67H186ZM201 64H202V65H201ZM222 64H223V63H222ZM97 65H99V64L97 63ZM117 65H118V64H117ZM132 65H133V64H132ZM136 65H137V64H136ZM143 65H144V64H143ZM192 65H193V66H192ZM195 65H196V68H197V69L194 70V68H195L194 66H195ZM200 65H201V66H200ZM215 65H214L215 71H217V73L220 74V71L216 70V66H215ZM262 65H263V64H262ZM21 66H23V65H21ZM65 66H66V65H65ZM107 66H108V65H107ZM139 66H140V65H139ZM141 66H142V65H141ZM151 66H152V64H150V67H151ZM153 66H154V65H153ZM162 66H163V65H162ZM184 66H185V67H184ZM190 66H191V68H190ZM197 66H198V67H197ZM72 67H73V66H72ZM109 67H110V66H109ZM137 67H138V66H137ZM142 67H143V66H142ZM142 67H141V68H142ZM160 67H161V66H160ZM164 67H165V65H164ZM166 67H167V66H166ZM166 67H165V68H166ZM172 67H173V66H172ZM183 67H184V70H183ZM193 67H194V68H193ZM255 67H256V66H255ZM258 67H259V66H258ZM261 67H262V66H261ZM123 68H124V67H123ZM128 68H129V67H128ZM132 68H133V67H132ZM146 68H147V67H146ZM161 68H162V67H161ZM161 68H160V77H161V70H162ZM169 68H171V67L169 66V67H168V70L165 69V70H166L165 72H166V74H167L168 71H171V73L168 72L170 79H169L168 75H166V76H167L166 78H168L169 80H172L171 78H172L173 73H172V69H169ZM175 68H177V66L174 65V71H176V72H174V74H177L179 70L177 71V69H175ZM219 68H220V69H219ZM227 68H228V66H227ZM262 68H263V67H262ZM72 69H73V68H72ZM108 69H109V68H108ZM117 69H118V68H117ZM119 69H120V68H119ZM129 69H130V68H129ZM139 69H140V67H139ZM143 69H144V68H143ZM181 69H182V70H181ZM192 69H193V70H192ZM207 69H209L210 71H212V70L210 69V67L207 68ZM235 69H236V68H235ZM114 70L116 71V69H114ZM121 70H122V69H121ZM134 70L137 71L136 69H134ZM140 70H141V69H140ZM190 70H191V72H190ZM209 70H208V71H209ZM107 71H109V72H107ZM107 71H106V73H105V76H104L103 74H99V75H101V76H100L101 78H103V77L105 78V77L107 76L106 79H107L108 81H110V84H111V82H112V79H111V78H112L113 76H111V77L109 78V79H111V80H109L108 77L111 75V74H109V73H111V72H110V69L107 70ZM111 71L113 72V69H111ZM115 71H114V72H115ZM117 71H118V70H117ZM125 71H126V69H125ZM132 71H133V70H132ZM135 71H134V73H136ZM142 71H143V70H142ZM142 71H139V70H138L137 73L139 74V72H140L139 75L141 76V72H142ZM257 71H258V70H257ZM122 72H123V71H122ZM145 72H146V71H145ZM163 72H164V71H163ZM183 72H184V73H183ZM188 72H190V73H188ZM194 72L192 73V76H193V75H197V72H196V74H194ZM69 73H70V72H69ZM107 73H108V74H107ZM118 73H119V72H118ZM120 73H121V72H120ZM131 73H133V72H131ZM212 73H213V72H212ZM212 73H210V74H212ZM57 74H58V73H57ZM70 74H71V73H70ZM106 74H107V75H106ZM116 74H117V73H116ZM142 74H143L142 77H144V71H143ZM155 74L158 76L157 72H156ZM170 74H171V76H170ZM201 74H202V73H201ZM218 74H217V75H218ZM108 75H109V76H108ZM112 75H114V74H112ZM118 75H119V74H117L116 76H118ZM122 75H123V74H122ZM131 75L134 76V74H131ZM139 75H138L137 77H139ZM163 75H164V74H163ZM177 75H179V73H178ZM220 75H221V74H220ZM123 76H124V75H123ZM127 76H128V75H127ZM145 76H146V75H145ZM152 76H153V75H152ZM164 76H165V75H164ZM184 76L182 75L181 77L184 79V78H185ZM261 76H262V75H261ZM94 77H95V76H94ZM98 77H99V76H98ZM98 77H97V75H96V78H97L98 80H96V78H95L96 81L94 80V78H93V80H92V81L95 82L96 85L99 84V85H97L98 87H96V85L94 84V82L90 81L91 78H89V80H87V81H90L89 84H88L87 82L83 81L84 79L82 80V82L88 84V85H86L88 88H89V86H92V87H93V86L95 85L96 88L94 87L95 89L91 92L92 94L86 96V99H87V97H90L91 95H93L94 98L91 96V97H90L91 99H90V98H89V99H90L91 102H92V100H93V102H95V103H96V102L98 103V101H99L98 98H100V96H99V95H100V90L97 89V88H100V85H101V86H102V85H103V86H106V84L109 83V82H107V80L104 79V78H103V80H100V82H98L99 79H101V78H98ZM130 77H131V76H130ZM142 77H141V78H142ZM154 77H155V75H154ZM154 77H153V78H154ZM174 77H175V78H173V81L175 82V79H176L177 76L175 75ZM181 77H180V78L178 77L179 79L177 78V79H178V83H179V81L182 80ZM190 77H191V76H190ZM195 77H196V76H195ZM197 77H198V78H197ZM197 77H196V78H197V80H196L197 82H198V79L203 80L202 77H200V76H198V75H197ZM206 77H207V74H206ZM211 77H212V76H211ZM219 77H220V76H219ZM124 78H125V76H124ZM126 78H127V77H126ZM132 78H133V77H132ZM141 78H140V80H141V82H142V79H141ZM162 78H164V77H162ZM208 78H209V77H208ZM214 78H215V75H214ZM145 79H147V78H145ZM158 79H159V78H158ZM187 79H188V77H187ZM194 79H195V78H194ZM216 79H218V78H216ZM261 79H262V78H261ZM261 79H260V80H261ZM113 80H114V79H113ZM143 80H144V79H143ZM169 80H164V81H166V82L168 83V85H169V82H170ZM201 80H199V81H200V84H201V83H204V82H201ZM254 80H255V79H254ZM37 81H38V80H37ZM80 81H81V80H80ZM119 81H120V80H119ZM126 81H127V79H126ZM135 81H138V78H137V80H135ZM152 81H153V80H152ZM176 81H177V80H176ZM204 81H205V80H204ZM206 81H207V80H206ZM35 82H36V81H35ZM38 82H39V81H38ZM41 82H42V81H41ZM82 82H80V83L83 84ZM91 82L93 83V85H91ZM104 82H105V83L107 82V83L104 85ZM139 82H140V81H139ZM181 82H182V81H181ZM181 82H180V83H181ZM191 82H194V81H191ZM257 82H258V81H257ZM261 82H262V80H261ZM263 82H264V81H263ZM77 83H79V82H77ZM77 83H76V84H75V83H71V84H72V85H73V84L77 85ZM80 83H79V84H80ZM100 83H101V84H100ZM117 83H118V82H117ZM117 83H116V84H117ZM151 83H152V82H151ZM160 83H161V82H160ZM167 83H165V86H166ZM175 83H176V82H175ZM251 83H252V82H251ZM255 83H256V82H255ZM258 83H259V82H258ZM38 84H40V83H38ZM79 84L76 86L77 89H74L73 87H71V89H72V88H73V89H72V90H71V89H68L69 91H68L67 89H65V88H64V89H62V88L56 89V88H54V87H51L52 85H49V84H48V85L51 87V89H50V88H46V86H45L46 83H45V85L40 86V87H38V86L35 84V86H37V87H36V88L34 87L35 89H34L33 87H32V88L35 90L34 92H35L36 97H34V98H36L37 100H38L37 97L39 96V99H40L42 102L44 101L43 103H46V104L49 103L50 105H52V104H53V105H54V104L56 105V103H58L59 106L61 105V106H63V107H66L67 105L69 106V103L71 102L72 97L74 96V94L77 95L78 92H75V91H79V93H80L79 95H81V93H82V94H83V92L85 93L84 89H85V90L88 89L87 87H86L87 89L85 88V86H84L85 84H84L83 87H82L83 89H82L81 87H78ZM126 84H127V83H126ZM126 84H125V86H126ZM139 84H140V83H139ZM139 84H137V85H139ZM171 84H172V83H171ZM191 84H192V83H191ZM195 84H196V83H195ZM195 84H192V86H194V89L196 88L195 86H197V85H195ZM197 84L199 85V83H197ZM27 85H28V84H27ZM32 85H33V84H32ZM72 85H71V86H72ZM130 85H131V84H130ZM146 85H147V84H146ZM161 85H162V84H161ZM175 85H176V84H175ZM183 85H184V84H183ZM186 85H187V84H186ZM186 85H185V86H186ZM249 85H250V84H249ZM258 85H261V84H258ZM258 85H257V86H258ZM30 86H31V85H30ZM33 86H34V85H33ZM62 86H63V87H66V85H65V86H64V85H61V87H62ZM68 86L70 87V84H69V85L67 84V87H68ZM80 86H81V85H80ZM108 86H109V85H108ZM108 86H107V87H108ZM112 86H113V85H112ZM115 86H116V85H115ZM125 86H124V87H125ZM155 86H156V85H155ZM172 86H173V85H172ZM176 86H177V85H176ZM179 86H180V85H179ZM187 86H188V85H187ZM192 86H191V85H190V87L188 86V87L190 88V93H191V90H192ZM229 86H230V85H229ZM253 86H254V83H253ZM55 87H60V85H59V86H56V85H55ZM69 87H68V88H69ZM92 87H90V88L92 89ZM120 87H121V86H119V90H120ZM169 87H170V85H169ZM173 87H174V86H173ZM188 87H187V88H188ZM231 87H233V86L231 85ZM231 87L228 88V86H227V88L229 89V92H228V89H226V87L224 88L226 94L228 93L227 95H226V94L223 95V96H224V100H223L224 104H223V105H225V106H227L226 104H229V100H230V102H231V99H230V98H231L232 90H233V88H232V90H231ZM245 87L248 88L247 86H245ZM254 87H255V86H254ZM254 87H253V89H254ZM261 87H262V86H261ZM261 87H260V88H261ZM79 88H80L81 90H79ZM101 88H102V87H101ZM112 88H113V87H112ZM134 88H135V87H134ZM182 88H183V86H182ZM187 88H185V89H186V92L188 91ZM203 88H204V87H203ZM236 88H238V89H236ZM236 88L234 87V92H235V89L237 90V92H235L236 94L233 93V95H232V96H234L235 98H234V97H232V98L236 99V98L238 97V99L240 100V102L244 104L245 101H246V100H245V97H244L245 95H244V94H243V95H240L241 92L243 91V90H241V89L244 88V87H240V89H239V87H236ZM263 88H264V83H263V87H262L261 89L258 88L259 90H258V89H257V90H258V91H263ZM28 89H30V88H28ZM102 89L105 90L106 88H105V89L102 88ZM123 89H124V88H122V91H123ZM165 89H166V87H165ZM168 89H169V88L167 87V91H168ZM185 89H182V90L185 91ZM194 89H193V91H194ZM207 89H209V88H207ZM244 89H245V88H244ZM250 89H251V92H252V87H251V86H250ZM15 90H16V89H15ZM20 90H21V89H20ZM26 90H27V89H26ZM66 90H67V91H66ZM70 90H71V91H70ZM73 90H74L75 93L73 92ZM82 90H83V91H82ZM88 90H89V89H88ZM88 90H87V92H86L87 94H88ZM135 90H136V88H135ZM174 90H175V89H174ZM177 90H178V89H177ZM200 90H201V89H200ZM203 90H204V89H203ZM203 90H201V91H203ZM215 90H216V89H215ZM240 90H241V91H240ZM248 90H249V88H248ZM257 90L255 89V91H257ZM0 91H1V90H0ZM30 91H31V90H30ZM81 91H82V92H81ZM95 91H96V92H95ZM101 91H102V90H101ZM117 91H118V90H117ZM167 91H166V92H167ZM198 91H199V90H198ZM11 92H12V91H11ZM13 92H17V91H13ZM34 92L32 91V93H34ZM93 92L95 93V95H94ZM128 92H129V91H128ZM162 92H163V91H162ZM175 92H176V91H175ZM186 92L183 93V94L187 95V94L189 93V91H188L187 94H186ZM245 92H246V91H245ZM253 92H254V91H253ZM18 93H19V92H18ZM29 93H30V92H29ZM32 93H30V95H31L30 97H32V95L35 96V95L32 94ZM72 93H74V94H72ZM89 93H90V92H89ZM103 93H104V92H103ZM115 93H116V92H115ZM168 93H169V92H168ZM212 93H213V92H212ZM230 93H231V94H230ZM237 93H238V94H237ZM243 93H244V91H243ZM248 93H249V92H248ZM258 93H259V92H258ZM23 94H24V90H23ZM26 94H27V93H26ZM97 94H98V95H97ZM101 94H102V93H101ZM105 94H106V92H105ZM113 94H114V93H113ZM118 94H119V93H118ZM122 94H125V93H122ZM127 94H128V93H127ZM127 94H126V95H127ZM130 94H131V92H130ZM180 94H181V93H180ZM195 94H198V93H195ZM203 94H204V93H203ZM10 95H11V93H10ZM13 95H14V94H13ZM76 95H75V96H76ZM96 95H97V99L95 98ZM111 95H112V94H111ZM119 95H121V94H119ZM181 95H182V94H181ZM214 95L217 96L215 93H214ZM228 95H230V96H228ZM236 95H237V96H236ZM239 95H240V97H239ZM260 95L263 96V95L261 94V92H260ZM18 96H19V95H18ZM27 96H28V94H27ZM112 96H113V95H112ZM122 96H123V95H122ZM124 96H125V95H124ZM142 96H143V95H142ZM183 96H184V95H183ZM183 96H182L181 98H183ZM187 96H188V95H187ZM187 96H186V98H187L186 101H188V99H189V101H190V99L192 100V101H191L192 103H189V101H188V103L186 104L187 106L191 104L190 107L188 106L189 108H187V110H188V109H191L192 106L195 108V110H193V112H192L194 116L191 114V116H189L190 119H188V121L191 120V121L193 122V121L197 120V118H198L199 122H202V123H201V126H202V124H204L203 127H204V128H205V127L208 128L209 131L211 132L210 134H209V132L207 133V137H206L207 139H206V138H202V137H203V136H201L202 134L199 135V136L201 137V138H199V136H198L197 134H198V133L200 134V132L202 131L203 128H202V127H201V128H200V127H197L198 133H197V130H196V133H197L196 135H197V136H196L195 138L198 137L199 140L201 139L202 141H203V140L206 141V142H205V141H204V142L207 143V144H202V146L206 145V147L204 146L206 150H208V149L211 148L212 146H213V147L215 146V148L217 147L216 150H218V154H219V155H217V151H215V150H213V152L211 151L212 154L209 153L211 156L214 157V158L211 157L210 160H212V161H213L214 159L217 160V159L220 158V155L222 154V153L220 154V151H221V150H219V149H221V147H222V145H223V141H221L223 137H218V136H221V135L218 134V133H215V134H216V137L218 138V139H217V138L214 136V132H213V136H214V137L212 136V131L215 129V128H214V125H213V123H215V122H214V121H215V120H214L215 118H214L213 116H217V115H216V114L212 115L211 112H212V110H215L214 107H216V108L219 109L218 106H219V104H222V103H220V101H219L218 106L215 105V106L213 107V109L208 110V111H210V113H208V111L206 110V112H207V113H206L205 111H201V109H202V110H204V109H209V108H207V106H206L207 104H210V103H208L209 101L207 100V99H210V98H208V97H209V94L206 96V93H205V95L203 96V97H204V100H202L203 98L198 99V100H199L198 103L193 102V101H196V97H197V96H195V97H191L192 95H190V96H188V97H187ZM205 96H206V97H205ZM211 96H212V94H211ZM225 96L228 97L227 100H226V97H225ZM1 97L4 98L3 96H1ZM10 97H11V96H10ZM12 97H13V96H12ZM21 97H22V96H21ZM23 97H24V96H23ZM30 97L28 96V98H26V96H25L26 99H29ZM76 97H77V96H76ZM80 97H82V96H80ZM84 97H85V96H84ZM129 97H130V96H129ZM255 97H256V95H255ZM259 97H260V96H259ZM259 97H258V98H259ZM14 98H15V97H14ZM34 98H33V100L30 98V101L32 100V102H34ZM92 98H93V99H92ZM109 98H110V97H109ZM109 98H108V100H109ZM134 98H135V97H134ZM175 98H176V97H174V100H175ZM192 98H194L195 100H193ZM197 98H200V96L197 97ZM206 98H207V99H206ZM213 98H214V97H213ZM247 98H248V97H247ZM247 98H246V99H247ZM10 99H11V98H10ZM12 99H13V98H12ZM15 99H16V98H15ZM20 99H21V98H20ZM36 99H35V100H36ZM120 99H121V98H120ZM146 99H147V98H146ZM150 99H151V98H150ZM184 99H185V98H183V101H182V99H181V102H184V104H185ZM216 99H217V98L215 97V98H214V104H215V103L217 104L216 101H217L218 99H217V100H216ZM222 99H223V98H222ZM248 99H250V98H248ZM256 99H257V98H256ZM260 99H261V98H260ZM262 99H263V97H262ZM13 100H14V99H13ZM21 100H22V99H21ZM37 100H36L35 102L40 101V100H38V101H37ZM152 100H153V99H152ZM171 100H172V99H171ZM198 100H197V101H198ZM205 100H207V102H206ZM263 100H264V99H263ZM4 101H5V100H4ZM4 101H3V102H4ZM15 101H16V100H15ZM18 101H19V100H18ZM18 101L16 102L17 104H19ZM28 101H29V100H28ZM41 101H40V103H41ZM84 101H85V100H84ZM90 101L88 100L87 102L89 103ZM125 101H127V100H125ZM149 101H150V100H149ZM178 101H179V100H178ZM200 101H202V103H201ZM204 101H205L206 103H204ZM221 101H222V100H221ZM234 101H235V100H234ZM24 102H25V101H24ZM26 102H27V100H26ZM26 102H25L24 104H26V106L30 107V104L28 105V103H26ZM35 102H34V103H35ZM91 102H90V109H94L95 103H93V102L91 103ZM132 102H134V101H132ZM140 102H141V101H140ZM171 102H172V101H171ZM173 102H174V101H173ZM210 102H211V101H210ZM254 102H255V101H254ZM262 102H263V101H261V103H262ZM7 103H8V101H7ZM7 103H6V104H7ZM30 103H31V102H30ZM34 103H33V104H34ZM82 103H84V102H82ZM88 103H87V106H88ZM114 103H115V102H114ZM161 103H162V101H161ZM166 103H167V102H166ZM179 103H180V102H179ZM179 103H178V104H179ZM236 103H237V102H236ZM248 103H249V102H248ZM255 103H257V102H255ZM258 103H259V101H258ZM33 104H31V105H32L31 107H33ZM58 104H57V105H58ZM70 104H71V103H70ZM84 104H85V103H84ZM91 104H94V106H92ZM155 104H156V103H155ZM162 104H163V103H162ZM162 104H161V105H162ZM169 104H171V103L169 102ZM178 104H176V105H178ZM184 104H181V105L185 106ZM193 104H194V105H195V104L197 105L196 107H197L198 112H197V110H196V107H195ZM202 104H203V105H202ZM11 105H12V108H13L14 102H12ZM38 105H39V104H38ZM41 105H42V104H41ZM55 105H54V106H55ZM57 105H56V106H57ZM112 105H113V104H112ZM167 105H168V103H167ZM200 105H202V108L199 107ZM223 105H220V106H223ZM16 106H17V105H16ZM44 106H45L46 109H47V106H46V105H44ZM48 106H49V105H48ZM101 106H102V105H101ZM155 106H156V105H154V107H155ZM169 106H170V105H169ZM169 106H168V107H169ZM187 106H186V107H187ZM205 106H206V107H205ZM208 106H209V107L211 106V108H212V105H208ZM229 106H230V105H229ZM258 106H260V105L258 104ZM0 107L2 108V105H1ZM9 107L11 108V106H8V108H9ZM52 107H53V106H52ZM52 107H51V108H52ZM57 107H58V106H57ZM69 107H70V106H69ZM85 107H86V104H85ZM85 107H84L83 109L80 108L81 111L86 110V112H87V107H86V109H85ZM91 107H92V108H91ZM159 107H160V105H159ZM172 107H174L173 104H172ZM180 107H182V106H180ZM180 107H179V105H178V107H176V108H179V109H180ZM186 107H185V108H186ZM203 107H204V109H203ZM223 107H224V106H223ZM248 107H249V106L241 107V109H242V108H243V109L245 108V110H241V111L238 110V111H240V112H237L238 114L241 113V112H242V113H243V112H246V113H247L246 117H245V113L243 114V117H244V118H243L242 115H240V114H239L240 116H239V115H236L237 113H235V115H236V116H239V117L242 118V121H240V120L237 119L238 121H240V122L242 123V124L240 123L241 126H242V125H243V126L246 125L245 127L248 128L249 125H250V127L248 128L249 133H246L244 130H239V132L236 131L235 134H236V136H237L238 138L233 139V137H232L233 140L231 139V140L229 141V143H231V141H232V145H234V144L236 143L235 141H237V143H236L237 146L239 145V141H240V140L245 141V139H244V137H246L245 135L248 136V134H249V137L252 135V134H250V130H251V128L253 129L254 124H255V125L260 124V123H259V119L257 120L258 123H256V121H255L257 118H260V116L258 115V116H259V117H258L257 115H255V114H254V111L248 109ZM3 108H4V107H3ZM3 108H2V109H3ZM42 108H44V107L42 106L41 109H42ZM157 108H158V107H157ZM157 108H156V109H157ZM161 108H162V107H161ZM161 108L158 109V112H160V109H161ZM165 108H166V107H165ZM185 108H184V109H185ZM224 108H225V107H224ZM2 109H0V111H1ZM29 109H30V108H28V110H29ZM57 109L59 110V108H57ZM60 109H63V108L60 107ZM156 109H155V111H157ZM181 109H182V108H181ZM184 109H183V110H184ZM192 109H193V108H192ZM192 109H191V110H192ZM218 109L216 110V111H217L216 113L219 114L220 112H218ZM222 109H223V108H222ZM233 109H234V108H233ZM238 109H239V108H238ZM247 109H248V111H247ZM251 109L259 110V107H258V108H257V107H256V108H255V107H252ZM28 110H26V111H28ZM34 110H35V104H34L33 113L35 112ZM36 110H37V109H36ZM63 110H64V109H63ZM119 110H120V109H119ZM119 110H118V111H119ZM199 110L202 112L201 114H199V113H200ZM219 110H221V108H220ZM249 110H250V111H249ZM3 111H4V110H3ZM3 111H1V112H3ZM5 111H6V107H5ZM21 111H22V110H21ZM24 111H25V110H24ZM43 111H45V110H43ZM47 111H49V107H48V110H47ZM65 111H66V110H65ZM65 111H63L60 115H62V114L64 115V114H65ZM67 111H68V110H67ZM74 111H75V110H74ZM89 111H90V110L88 109V112H89ZM110 111H111V110H110ZM132 111H133V110H132ZM164 111H165V110H164ZM164 111H161V113H164ZM177 111H178V110H177ZM185 111H186V110H184V111H182V112L185 113ZM195 111H196L197 113H195ZM37 112H38V111H37ZM56 112H57V111H56ZM68 112H69V111H68ZM77 112H78V111H77ZM88 112H87V113H88ZM92 112H93V111H92ZM92 112H89V114H87V113H86V114L89 115V117H90V116H92ZM158 112H157V113H158ZM166 112H168V111H166ZM179 112H181V111L179 110ZM203 112L206 113V114H204ZM9 113H10V109H9ZM47 113H49V112H47ZM50 113H51V110H50ZM59 113H60V111H59ZM75 113H76V111H75ZM168 113H169V112H168ZM168 113H166V115H167ZM172 113H173V111H172ZM172 113H170V114H172ZM187 113H188V112H187ZM189 113H190V111H189ZM22 114H23V113H22ZM36 114H37V113H36ZM40 114H42V113H40ZM55 114H57V113H55ZM55 114H54V115H55ZM68 114H70V113H68ZM72 114H74V113H72ZM196 114H198L199 116L202 115L203 118H202V116H201V117L197 116V118H196V117H195ZM210 114L212 115V118H214V119H211V120H210L211 116L208 117V115H210ZM227 114H228V112H227ZM248 114H249V115H248ZM251 114H252V115H251ZM1 115H2V114H1ZM7 115H8V114H7ZM51 115H52V114H51ZM109 115H110V114H109ZM159 115H161V114H159ZM162 115H163V114H162ZM162 115H161L160 117H162ZM181 115H182V114H181ZM185 115H187V114H185ZM185 115H183V116H185ZM15 116H16V118H17V112H16V115H15ZM20 116H21V115H20ZM58 116H59V114H58ZM68 116H70V115H68ZM74 116H75V115H74ZM78 116H80V115L78 114ZM81 116H82V115H81ZM81 116H80V118H81ZM84 116H85V113H84ZM114 116H115V115H114ZM187 116H188V115H187ZM187 116H186V117H187ZM192 116H193V119L191 118ZM205 116H207L208 118L205 117ZM222 116H224V115H222ZM227 116H228V115H227ZM248 116H251V117H248ZM1 117H2V116H1ZM12 117H13V116H12ZM33 117H34V115H33ZM40 117H41V116H40ZM56 117H57V116H56ZM56 117H55V118H56ZM75 117H76V116H75ZM87 117H88V116H87ZM89 117H88V120H87V121H88V124H89L90 126L85 128V129L87 130V132H89V131H88L89 129H90V131H92V127H93V126H92V119H91V117H90V118H89ZM156 117H157V116H156ZM156 117H155V118H156ZM160 117H159V118H160ZM164 117H165V114H164ZM177 117H178V116H177ZM194 117H195V119H194ZM239 117H238V118H239ZM247 117H248V118H247ZM4 118H5V117H4ZM55 118H54V119H55ZM73 118H74V117H73ZM78 118H79V117H78ZM159 118H158V119H159ZM165 118L167 119V117H165ZM184 118H185V117H184ZM200 118L202 119V121L200 120ZM204 118H205V119H204ZM216 118H217V117H216ZM222 118H223V117H222ZM245 118H246V119H245ZM251 118H252L253 120H252ZM6 119H7V118H6ZM18 119H19V117H18ZM57 119L59 120V118H57ZM66 119H67V118H65V119L63 120V116H62V118H61V121L63 120L62 123L58 124L59 122H61V121L59 120L58 123H57V122L54 123V126L51 125V128H50V127H47L46 129H48V131H50V132H46L47 130L44 129V132H46V133H44V132H43V133H44V136H46V138H47V136H49V134L46 135L47 133H50V134L52 135V137H51V136L49 137V138H51V142H48L49 145L47 144V145H48V146H47V145L45 144V143H47V142H45V143H44V144H45L44 146H46V147H49V146H50V147H51V145H52L51 150H53L52 148H53V147L55 148L56 146H59V143H60V142L62 143V145L64 144L65 146H66V144L69 143V138L73 135V133H74V131H75V130H74L75 126H74V128H73V126H71V124L73 125V122H74V124H75V121H73V122L71 123V121H70L71 118H69V119H70L69 121H67L68 119H67V120H66ZM89 119H91V120H89ZM162 119H163V118H162ZM206 119H207V120H206ZM229 119H230V118H229ZM233 119H235V118H233ZM249 119L251 120L250 123H248V120H249ZM30 120H31V119H30ZM65 120H66V121H65ZM73 120H74V119H73ZM154 120H155V119H154ZM160 120H161V119H160ZM164 120H165V119H164ZM203 120L206 121V122H203ZM209 120H210V121H213V120H214V121H213V122H209ZM224 120H225V119H224ZM226 120H227V118H226ZM3 121H5V120H3ZM10 121H11V120H10ZM12 121H14V120H12ZM33 121H34V119H33ZM35 121H37V119H36ZM50 121H51V120H50ZM227 121H228V120H227ZM233 121H234V120H233ZM235 121H236V120H235ZM238 121H237V122H238ZM8 122H9V121H8ZM29 122H30V121H29ZM155 122H156V120H155ZM155 122H154V124H156ZM162 122H163V121H162ZM186 122H187V121H186ZM207 122H208V125H209V124H212V125H210V126L212 127V128H211L212 131L210 130V126L208 127V125L206 124ZM228 122H229V121H228ZM254 122H255V123H254ZM260 122H261V120H260ZM23 123H24V122H23ZM27 123H28V121H27ZM85 123H86V122H85ZM85 123H84V124H85ZM90 123H91V124H90ZM160 123H161V121H160ZM193 123H194V122H193ZM196 123H197V122H196ZM225 123H226V122H225ZM225 123H224V124H225ZM230 123H231V122H230ZM230 123H229V125H230ZM238 123H239V122H238ZM245 123H247L248 125L245 124ZM252 123H253V124H252ZM21 124H22V120H21ZM37 124H38V123H37ZM51 124H52V123H51ZM55 124H57V125H55ZM84 124H83V125H84ZM88 124H87V125H88ZM101 124H102V123H101ZM112 124H113V122H112ZM136 124H137V123H136ZM161 124H162V123H161ZM205 124H206L207 126H206ZM219 124H221V123H219ZM236 124H237V123H236ZM251 124H252V125H251ZM3 125H5V124H3ZM19 125H20V124H19ZM22 125H24V124H22ZM25 125H26V123H25ZM28 125H29V124H28ZM30 125H31V124H30ZM46 125H47V124H46ZM113 125H114V124H113ZM197 125H198V123H197ZM233 125H234V124H233ZM260 125H261V124H260ZM1 126H2V125H1ZM49 126H50V124H49ZM91 126H92V127H91ZM140 126H141V125H140ZM158 126H159V125H158ZM160 126H161V125H160ZM198 126H199V125H198ZM234 126H235V125H234ZM247 126H248V127H247ZM257 126H258V125H257ZM14 127H15V125H14ZM45 127H46V126H45ZM76 127H77V126H76ZM138 127H139V126H138ZM148 127H149V126H148ZM188 127H189V125H188ZM192 127H193V124L191 123V128H192ZM194 127H196V125H194ZM227 127H228V125H227ZM230 127H231V126H230ZM236 127H237V128H236ZM236 127H235V128L238 129V126H236ZM245 127H244L243 129H245ZM33 128L35 129V127H33ZM38 128H39V127H37V131H38ZM49 128H50V129H49ZM139 128H140V127H139ZM166 128H168V127H166ZM199 128L201 129V131H200ZM213 128H214V129H213ZM228 128H229V127H228ZM231 128H232V127H231ZM27 129L29 130V128H27ZM42 129H43V128H42ZM104 129H106V128H104ZM168 129H169V128H168ZM168 129H167V130H164V131H168ZM225 129H226V128H225ZM249 129H250V130H249ZM8 130H9V129H8ZM12 130H13V129H11V132H14V130H13V131H12ZM39 130H41V129H39ZM45 130H46V131H45ZM204 130H206V129H204ZM204 130H203V131H204ZM22 131H23V126H22ZM22 131H21V132H22ZM134 131H135V130H134ZM206 131H208V130H206ZM214 131H215V130H214ZM241 131H242V132H241ZM255 131H256V129L254 130V132H255ZM257 131H258V129H257ZM24 132H25V131H24ZM30 132H31V131H30ZM77 132H78V131H77ZM106 132H107V131H106ZM139 132H140V131H139ZM162 132H163V131H162ZM188 132H189V131H188ZM191 132H195V131H191ZM204 132H205V131H204ZM204 132H203V133H204ZM215 132H216V131H215ZM228 132H229V130H228ZM228 132H227V133H228ZM237 132H238V134H237ZM243 132H244V133H243ZM27 133H28V132H27ZM43 133H42V135H43ZM158 133H159V132H158ZM205 133H206V132H205ZM225 133H226V132H225ZM239 133H241L240 135H242L243 138H240V137H239ZM245 133H246V134H245ZM256 133H257V132H255V134H256ZM20 134H21V133H20ZM25 134H26V132L23 134L24 136H21V137L24 138V137H25ZM74 134H75V133H74ZM159 134H160V133H159ZM161 134H162V133H161ZM208 134H209V136H210V135L212 136L213 141H214L216 144H214V142H213L212 140H210V138L208 139V137H209ZM217 134H218V135H217ZM243 134H244V135H243ZM181 135H182V134H181ZM192 135H194V134L192 133ZM203 135H204V134H203ZM37 136H38V135H37ZM86 136H87V135H86ZM86 136H85V137H86ZM190 136H191V135H190ZM204 136H205V135H204ZM230 136H231V135H230ZM230 136H229V137H230ZM254 136H255V135H254ZM40 137H41V133H40ZM252 137H253V136H252ZM41 138H44V137H41ZM41 138H40V139H41ZM46 138H44L45 141H47ZM175 138H176V137H175ZM178 138H179V137H178ZM190 138H191V140L194 139V137H193V139H192V137H190ZM212 138H211V139H212ZM220 138H221V139H220ZM234 138H235V136H234ZM8 139H9V138H8ZM20 139H21V138H20ZM24 139H25V138H24ZM34 139H35V137H34ZM36 139H37V138H36ZM129 139H130V137H129ZM215 139H217V142H216ZM223 139L226 140L227 138H225V136H224ZM237 139H239V141H238ZM248 139H249V138H248ZM49 140H50V139H49ZM84 140H86V139L84 138ZM207 140H209V141H207ZM219 140H220V141H219ZM121 141H122V140H121ZM131 141H132V140H131ZM174 141H175V140H174ZM178 141H179V140H178ZM193 141L196 142L195 139H194ZM197 141H198V140H197ZM210 141L213 143L212 146H210L211 144H209ZM233 141L235 142L234 144H233ZM6 142H7V141H6ZM42 142H43V140H42ZM74 142H75V141H74ZM115 142H116V141H115ZM186 142H187V140H186ZM189 142H190V141H189ZM189 142H188V145H189ZM191 142H192V141H191ZM220 142H221V143H220ZM241 142H242V141H241ZM4 143H5V142H4ZM39 143H40V141H39ZM83 143H84V142H83ZM87 143H88V142H87ZM122 143H123V142H122ZM143 143H144V142H143ZM169 143H170V142H169ZM201 143H203V142H201ZM201 143H200V144H201ZM219 143H220V144H219ZM226 143H228V140H227ZM243 143H244V142H242L241 144H243ZM247 143H248V142H247ZM253 143H254V142H253ZM74 144H75V143H74ZM148 144H149V143H148ZM160 144H162V142H161ZM190 144H191V143H190ZM192 144H193V142H192ZM217 144H218V145H217ZM221 144H222V145H221ZM241 144H240V146H241ZM249 144H250V143H249ZM14 145H15V144H14ZM37 145H38V144H37ZM37 145L34 144V146H37ZM42 145H43V144H42ZM78 145H79V144H78ZM134 145H136V144H134ZM197 145H198V144H197ZM207 145H209L210 147H209V146L207 147ZM216 145H217V146H216ZM219 145H220V146H219ZM227 145H229L230 148H231V145H230V144H226L225 149H227V147H228ZM245 145H246V142H245ZM32 146H33V145H32ZM39 146H40V145H39ZM102 146H103V145H102ZM130 146H131V144H130ZM164 146H165V145H164ZM168 146H170V145L168 144ZM189 146H190V145H189ZM189 146H188V147H189ZM235 146H236V145H235ZM14 147H15V146H14ZM37 147H38V146H37ZM166 147H167V146H166ZM195 147H196V146H195ZM204 147H203V148H204ZM219 147H220V148H219ZM232 147H234V146H232ZM244 147H245V146H244ZM248 147H249V146H248ZM122 148H123V147H122ZM197 148H198V147H197ZM218 148H219V149H218ZM228 148H229V147H228ZM26 149H27V148H26ZM42 149H44V148H42ZM47 149H49V148H47ZM57 149L60 150L58 147H57ZM123 149H124V148H123ZM164 149H166V148H164ZM164 149H163V150H164ZM239 149H240V148H239ZM35 150H36V148H35ZM35 150L33 149V152H35ZM55 150H56V149H55ZM55 150H54V151H55ZM90 150H91V149H90ZM199 150H200V149H199ZM210 150H211V149H210ZM240 150H241V149H240ZM36 151H37V150H36ZM49 151H50V150H49ZM37 152H38V151H37ZM52 152H53V151H52ZM130 152H131V151H130ZM141 152H142V151H141ZM161 152H162V151H161ZM178 152H179V151H178ZM208 152H209V151H208ZM214 152H215V153H214ZM244 152H245V151H244ZM260 152H261V151H260ZM42 153H43V152H42ZM213 153H214V154H213ZM257 153H258V152H257ZM3 154H4V153H3ZM48 154H49V153H48ZM50 154H51V153H50ZM54 154H55V152H54ZM57 154H58V153H57ZM91 154H92V153H91ZM180 154H181V153H180ZM189 154H190V153H189ZM215 154H216V156H215ZM235 154H236V153H235ZM238 154H239V153H238ZM43 155H45V154H43ZM71 155H72V154H71ZM71 155H70V156H71ZM35 156H36V155H35ZM46 156H47V155H46ZM57 156H58V155H57ZM126 156H127V155H126ZM217 156H219V157H217ZM222 156H223V155H222ZM31 157H32V156H31ZM49 157H52V156L49 155ZM109 157H110V156H109ZM109 157H108V158H109ZM123 157H124V156H123ZM135 157H136V156H135ZM152 157H153V156H152ZM179 157H180V156H179ZM216 157H217V158H216ZM234 157H235V156H234ZM0 158H1V157H0ZM22 158H23V157H22ZM46 158H47V157H46ZM58 158H59V157H58ZM58 158H57V159H58ZM81 158H82V157H81ZM203 158H204V157H203ZM250 158H251V157H250ZM24 159H25V158H24ZM117 159H118V158H117ZM183 159H184V157H183ZM208 159H209V158H208ZM208 159H207V162H208ZM231 159H232V158H231ZM238 159H239V158H238ZM255 159L257 160V157H256ZM2 160H3V159H2ZM4 160H5V158H4ZM32 160H33V159H32ZM34 160H35V159H34ZM49 160H50V159H49ZM61 160H62V159H61ZM123 160H124V159H123ZM154 160H155V159H154ZM185 160H188V158H187V159L185 158ZM185 160H184V162H186ZM210 160H209V161H210ZM248 160H249V159H248ZM248 160H247V161H248ZM251 160H252V159H251ZM41 161H42V160H41ZM181 161H182V159H181ZM214 161H215V160H214ZM214 161H213V162H214ZM229 161H230V160H229ZM229 161H228V162H229ZM242 161H243V160H242ZM247 161H245V162H247ZM249 161H250V160H249ZM258 161H259V160H258ZM1 162H2V161H1ZM35 162H36V161H35ZM43 162H45V161L43 160ZM87 162H88V161H87ZM203 162H204V161H203ZM207 162H206V160H205V163H207ZM213 162H212V163H213ZM13 163H14V162H13ZM15 163H16V162H15ZM29 163H30V162H29ZM36 163H37V162H36ZM85 163H86V162H85ZM197 163H198V162H197ZM200 163H202V162H200ZM250 163H252V162H250ZM254 163H255V162H254ZM42 164H43V163H42ZM45 164H46V163H45ZM47 164H48V163H47ZM177 164L179 165V163H177ZM198 164H199V163H198ZM203 164H204V163H203ZM203 164H202V165H203ZM225 164H226V163H225ZM39 165H40V162H39ZM66 165H67V164H66ZM119 165H120V164H119ZM182 165L185 166L186 164H182ZM196 165H197V164H196ZM210 165H212L211 162H210ZM228 165H229V167H230V164H228ZM252 165H254V164H252ZM255 165H256V164H255ZM29 166H30V165H29ZM197 166H198V165H197ZM197 166H196L194 169H196ZM200 166H201V164L199 165V167H200ZM208 166H209V163H208L207 167H208ZM44 167H45V165H44ZM185 167H186V166H185ZM199 167H198L197 169H199ZM202 167L205 168L206 166H202ZM207 167H206V169H207ZM225 167H226V166H225ZM241 167H243V165H242ZM244 167H245V166H244ZM246 167H247V165H246ZM42 168H43V166H42ZM63 168H64V166H63ZM35 169H36V168H35ZM163 169H164V168H163ZM182 169H183V168L179 169V170H180V174H181V178H182V179L179 177V176H180L179 174H177L178 176L175 175V176H176L175 179L177 178V181H175V184H176V185H177V184L180 185V184H182V181H183V183H185L184 185L186 186V182H187L186 180L188 179V181H189L191 177H190V175L188 176L187 174H185V176H184V173H185V172L181 173V172H182V171H181ZM215 169H216V168H215ZM224 169H225V168H224ZM249 169H250V168H249ZM226 170H227V169H226ZM226 170H224V172H225ZM76 171H77V169H76ZM197 171H198V172H197V173H198L197 175L199 176V172H200L201 175H203L202 173H203L205 170H203V172H202L201 167H200V171H199V170H197ZM219 171H221V170H219ZM236 171H237V170H236ZM236 171H235V173H236ZM36 172H37V171H36ZM81 172H82V171H81ZM119 172H120V171H119ZM129 172H131V171H129ZM195 172H196V171H195ZM195 172H193L192 174L190 173V174H191V176H192L191 179L193 180V181H191V182H193V183L196 184V180H197V182H199V179H198V177H197V179H196V177H195L196 180H194L193 177L196 176V175L194 174ZM201 172H202V173H201ZM207 172H208V171H207ZM216 172H217V171H216ZM224 172H223V173H224ZM262 172H263V171H262ZM161 173H163V172H161ZM165 173H166V172H165ZM169 173H170V172H169ZM221 173H222V172H221ZM231 173H232V172H231ZM35 174H36V173H35ZM123 174L125 175L124 172H123ZM163 174H164V173H163ZM170 174H171V173H170ZM219 174H220V173H219ZM238 174H239V173H238ZM252 174H253V176H250V177H253V178H254V175H255V176H256V177L254 178L255 180H256L257 177L259 178V174H254V173H252ZM168 175H169V174H168ZM216 175H217V174H216ZM221 175H222V174H221ZM263 175H264V173H263ZM72 176H73V175H72ZM74 176H75V175H74ZM145 176H146V175H145ZM147 176H148V175H147ZM147 176H146V177H147ZM162 176H163V175H162ZM203 176H204V175H203ZM203 176H202V177H203ZM230 176H232V175H230ZM247 176H248V175H247ZM146 177H144V178H146ZM178 177H179L181 180H180ZM184 177H185V178H184ZM186 177H188V178H186ZM199 177H200V176H199ZM202 177H201L200 180H202ZM208 177H209V176H208ZM245 177H246V176H245ZM263 177H264V176H263ZM71 178H72V177H71ZM131 178H132V177H131ZM142 178H143V177H142ZM163 178H164V177H163ZM163 178H161V179H163ZM165 178H167V176H166ZM165 178H164V179H165ZM183 178H184V179H183ZM220 178H221V176H220ZM228 178H229V177H228ZM243 178H244V177H243ZM258 178H257V179H258ZM260 178H261V175H260ZM98 179H99V178H98ZM164 179H163V180H164ZM178 179H179V181H181V183L178 181ZM206 179H207V178H206ZM222 179H226V180H227V178H225V177L222 178ZM245 179H246V178H245ZM245 179H244V180H245ZM250 179H252V178H250ZM1 180H2V179H1ZM233 180H235V178H234ZM233 180H232V181H233ZM259 180H260V179H259ZM259 180H258V181H259ZM261 180H262V178H261ZM97 181H98V180H97ZM97 181H96V182H97ZM114 181H115V180H114ZM150 181H151V180H150ZM161 181H162V180H161ZM223 181H224V180H223ZM238 181H239V184H240L241 181L238 180V177H237L236 183H238ZM29 182H30V181H29ZM45 182H46V181H45ZM109 182H110V181H109ZM167 182H168L170 185H171V183L173 184V182H172L171 179H170V180H167ZM167 182H166L165 184L168 186L169 184H168ZM178 182H179V183H178ZM191 182H190V181L187 182L188 184H187V186H186V189H185V186H184L183 184H182V187H181V185L179 186V189H176V188H178V186H176V185H175L176 187L174 186V189H173V190L176 189V190H175L176 193H177L178 190H179V191H180L179 194L181 195V197H179V195L176 194V196H178L179 199L181 198L180 200H177V202L180 204V205H179V204L177 203V206H183L184 204H186V202H184V204H183V199H184V197H185V196H184L185 193H187V192L189 191V192H190L189 194H191V190H193V189H194L193 191H195V188L193 187V186H195V184H193V183H191ZM200 182H201V181H200ZM229 182H230V181H229ZM229 182H228V183H229ZM259 182H260V181H259ZM115 183H116V182H115ZM121 183H123V182H121ZM156 183H157V182H156ZM158 183H159V182H158ZM233 183H234V182H233ZM243 183H245V182H243ZM250 183H251V182H250ZM250 183H249V184H250ZM261 183H263V182H261ZM204 184H205V183H204ZM226 184H227V182H226ZM122 185H123V184H122ZM148 185H150V184H148ZM152 185H153V184H152ZM166 185H163V189H165L164 186H166ZM173 185H174V184H173ZM188 185H191V186L193 185V186H192V187L190 186V187H191V188H190V187H188ZM197 185H198V184H197ZM224 185H225V184H224ZM230 185H231V184H230ZM233 185H235V183H234ZM233 185H232L231 187H233ZM12 186H13V185H12ZM46 186H47V185H46ZM126 186H127V185H126ZM128 186H129V185H128ZM167 186H166V187H167ZM228 186H229V184H228ZM237 186H238V185H237ZM255 186H256V185H255ZM261 186H262V185H261ZM21 187H22V185H21ZM79 187H80V186H79ZM92 187H93V186H92ZM129 187H130V186H129ZM155 187H156V186H155ZM159 187H160V186H159ZM180 187H181V188H180ZM187 187H188V188H187ZM195 187H196V186H195ZM226 187H227V186H226ZM241 187H242V186H240V188H241ZM249 187H250V186H248V188H249ZM152 188H153V187H152ZM156 188H157V191H158V189H160L161 187H160V188L156 187ZM168 188L170 189V186H169ZM171 188H172V186H171ZM189 188H190L191 190H189ZM227 188L229 189V187H227ZM243 188H244V186H243ZM245 188H246V187H245ZM248 188L245 189V191H246L245 196H244V195L242 196V198L245 197V199H244V200L242 199V200L245 201V203H244V208H245V210H248V211H249V212H248V213H249L248 216H249V217H252V216H254V212H255V209H256L255 201H254V200H255V192H256L255 189H256V187H252L253 190L251 189V191H250V189H248ZM91 189H92V188H91ZM131 189H133V191H134V188H131ZM146 189H147V188H146ZM169 189L166 188V190H167L166 192H168ZM183 189H184L185 191H183ZM223 189H224V188H223ZM225 189H226V188H225ZM230 189H231V188H230ZM232 189H233V188H232ZM236 189H237V188H236ZM39 190H40V189H39ZM126 190L128 191L129 189H126ZM135 190H137V191L139 192V190L141 191L142 189H137V188H136ZM153 190H155V189L153 188ZM153 190H151V192H152ZM173 190H171V192H172ZM14 191H15V190H14ZM55 191H56V190H55ZM137 191H135L134 194H136ZM142 191H143V190H142ZM142 191H141V192H142ZM147 191H149V190H147ZM162 191H165V190H162ZM193 191H192V192H193ZM208 191H209V190H208ZM258 191H259V190H257V192H258ZM38 192H39V191H38ZM130 192H131V191H130ZM144 192H146V191H144ZM184 192H185V193H184ZM216 192H217V191H216ZM243 192H244V190H243ZM243 192H242L241 194H243ZM260 192H261V191H260ZM95 193H96V192H95ZM139 193H140V192H139ZM142 193H143V192H142ZM159 193H160V192H159ZM162 193H163V192H162ZM233 193H234V191H233ZM27 194H28V193H27ZM47 194H48V193H47ZM129 194H130V193H129ZM137 194H138V193H137ZM145 194H146V193H145ZM192 194H193V193H192ZM218 194H219V192H218ZM238 194H239V193H238ZM256 194H258V193H256ZM48 195H49V194H48ZM92 195H94V194H92ZM154 195H155V194H154ZM182 195H183L184 197H182ZM185 195H186V194H185ZM214 195H215V194H214ZM104 196H105V195H104ZM172 196H173V195H172ZM189 196H190V195H189ZM235 196H236V195H235ZM235 196H234V197H235ZM237 196H238V195H237ZM65 197H66V196H65ZM85 197H86V196H85ZM93 197H94V196H93ZM145 197H146V196H145ZM157 197H158V196H157ZM186 197H187V195H186ZM186 197H185V198H186ZM219 197H220V196H219ZM240 197H241V196H240ZM48 198H49V197H48ZM147 198H148V197H147ZM176 198H177V197H175V200H176ZM178 198H177V199H178ZM190 198H191V196H190ZM40 199H41V198H40ZM133 199H134V198H133ZM155 199H156V198H155ZM168 199H169V198H168ZM187 199H188V200H187ZM224 199H225V198H224ZM261 199H262V198H261ZM25 200H26V199H25ZM37 200H38V199H37ZM139 200H140V199H139ZM157 200H158V198H157ZM186 200H187L189 203H190V201H191V199H190V201H189V197L186 198ZM240 200H241V199H240ZM23 201H24V200H23ZM172 201H174V200H172ZM179 201H181L182 203L179 202ZM184 201H185V199H184ZM227 201H228V200H227ZM227 201H226V202H227ZM247 201H248V202H247ZM18 202H19V201H18ZM91 202H92V201H91ZM91 202H90V203H91ZM129 202H130V201H129ZM13 203H15V202H13ZM28 203H29V202H28ZM139 203H140V202H139ZM189 203H187V206H188V205H191V204H189ZM194 203H195V202H194ZM223 203H224V202H223ZM227 203H228V202H227ZM227 203H226V204H227ZM236 203H237V202H236ZM236 203H235V204H236ZM93 204H94V203H93ZM133 204H134V203H133ZM164 204H165V203H164ZM175 204H176V203H175ZM182 204H183V205H182ZM241 204H242V203H240V205H241ZM250 204H251V206H250ZM36 205H37V204H36ZM224 205H225V204H224ZM31 206H32V205H31ZM125 206H126V205H125ZM127 206H128V205H127ZM129 206H130V205H129ZM241 206H243V205H241ZM6 207H7V206H6ZM133 207H134V206H133ZM142 208H144V207H142ZM188 208H189L190 210H193V209H191V207H189V206H188ZM200 208H201V207H200ZM262 208H263V207H262ZM0 209H1V208H0ZM27 209H28V208H27ZM52 209H53V208H52ZM139 209H140V208H139ZM180 209H181V208H180ZM183 209H184V208H182L181 210H183ZM213 209H214V208H213ZM21 210H22V209H21ZM28 210H29V209H28ZM258 210H259V209H258ZM260 210H261V209H260ZM131 211H132V213H133L134 210H131ZM183 211H184V210H183ZM183 211H180V210H179L178 213L182 212V213L184 214L185 211H184V212H183ZM219 211H220V210H219ZM223 211H224V210H223ZM10 212H12V211H10ZM43 212H44V211H43ZM138 212H139V211H138ZM189 212H190V211H189ZM257 212H258V211H257ZM259 212H261V211H259ZM15 213H16V212H15ZM41 213H42V212H41ZM134 213H135V212H134ZM136 213H137V212H136ZM182 213L179 214L181 217H182ZM234 213H235V212H234ZM16 214H17V213H16ZM144 214H145V213H144ZM150 214H151V213H150ZM246 214H247V213H246ZM1 215H2V212H1ZM3 215H4V214H3ZM3 215H2V216H3ZM179 215H177L178 218H180ZM256 215H257V214H256ZM262 215H263V214H262ZM5 216H6V215H5ZM36 216H37V215H36ZM46 216H47V215H46ZM110 216H111V215H110ZM174 216L176 217V215H174ZM183 216H185V214H184ZM225 216H226V215H225ZM244 216H245V215H244ZM259 216H260V215H259ZM34 217H35V216H34ZM50 217H51V216H50ZM82 217H83V216H82ZM96 217H97V216H96ZM101 217H102V216H101ZM118 217H119V216H118ZM121 217H122V216H121ZM133 217H134V216H133ZM139 217H140V216H139ZM161 217H162V216H161ZM175 217H174V219H175ZM177 217H176V218H177ZM256 217H257V216H256ZM90 218H91V217H90ZM112 218H113V217H112ZM169 218H170V216L168 217V221H167V218L164 217V223H165V221H166L167 224L170 225V227H167L168 225L165 224V225H166V227H165V231H168V230H169L168 228H171V227H172V228H171V230H172L173 228L175 229L176 226H178V225H180V224L182 225V223L179 224V222H177V220L180 221L181 218H180V219H175L176 222H175V220H172V219L170 218V220L172 221L171 223L169 222ZM172 218H173V216H172ZM37 219H38V218H37ZM71 219H72V218H71ZM73 219H74V218H73ZM88 219H89V218H88ZM153 219H154V218H153ZM156 219H157V218H156ZM182 219H183V217H182ZM189 219H191L190 216H189ZM227 219H228V218H227ZM229 219H230V218H229ZM245 219H246V218H245ZM252 219H253V218H252ZM252 219H251V220H252ZM263 219H264V218H263ZM6 220H8V219H6ZM31 220H32V217H31ZM33 220H34V219H33ZM35 220H36V219H35ZM35 220H34V221H35ZM83 220H84V219H83ZM230 220H231V219H230ZM253 220H254V222H255V219H253ZM28 221H29V220H28ZM28 221H27V222H28ZM37 221H38V220H37ZM47 221H48V220H47ZM94 221H95V220H94ZM158 221H159V220H158ZM183 221H184V220H183ZM217 221H218V220H217ZM241 221H242V220H241ZM11 222H12V221H11ZM18 222H19V221H18ZM25 222H26V221H25ZM145 222H146V221H145ZM152 222H153V221H152ZM160 222H163V219H162V221L160 220ZM180 222H182V221H180ZM187 222H188V221H187ZM244 222H245V221H244ZM257 222H258V221H257ZM50 223H51V222H50ZM176 223H177V224H176ZM237 223H239V222H237ZM31 224H32V223H31ZM40 224H41V223H40ZM58 224H59V223H58ZM120 224H121V223H120ZM172 224H173V225H172ZM175 224H176V225H175ZM32 225H33V224H32ZM35 225H36V224H35ZM125 225H127V224H125ZM131 225H132V224H131ZM135 225H136V224H135ZM137 225H138V224H137ZM143 225H145V224H143ZM165 225H164V226H165ZM185 225H186V224H184V226H185ZM252 225H253V224H252ZM263 225H264V224H263ZM9 226H10V225H8V227H9ZM33 226H34V225H33ZM152 226H154V225H152ZM155 226H156V225H155ZM184 226H183V227H184ZM119 227H120V226H119ZM143 227H145V229H143V230H146V226H143ZM156 227H161V226L157 225ZM185 227H186V226H185ZM216 227H217V226H216ZM260 227H262V226H260ZM150 228H151V227H150ZM161 228L163 229V227H161ZM166 228H167V230H166ZM198 228H199V227H198ZM218 228H219V227H218ZM34 229H35V228H34ZM122 229H126V228H122ZM122 229H121V230H122ZM141 229H142V228H141ZM181 229H183V228L180 227V230H181ZM184 229H185V228H184ZM216 229H217V228H216ZM256 229H257V228H256ZM15 230H16V229H15ZM31 230H32V229H31ZM104 230H105V229H104ZM116 230H117V229H116ZM121 230H120V231H121ZM151 230H153V228H151ZM156 230H157V228H156ZM171 230H169V231L171 232ZM187 230H189V229H187ZM257 230H258V229H257ZM259 230H260V229H259ZM36 231H37V230H35V232H36ZM48 231H49V230H48ZM108 231H109V230H108ZM108 231H107V234H108ZM110 231H111V230H110ZM120 231H119V232H120ZM124 231H125V230H124ZM146 231H148V229H147ZM158 231H159V229H158ZM169 231L167 232V233H168L167 235L164 234L165 236L162 234V235L164 236V239H165L166 236H167V238L165 239V241H163L164 244H165L166 240H168V239L170 238V237L168 238V236H170ZM230 231H231V229H230ZM255 231H256V230H255ZM263 231H264V230H263ZM7 232H9V231L7 230ZM7 232H6V233H7ZM35 232H34V233H35ZM38 232H39V231H38ZM64 232H65V231H64ZM69 232H70V231H69ZM73 232H74V231H73ZM73 232H72V233H73ZM105 232H106V231H105ZM113 232H114V231H113ZM144 232H145V231H144ZM151 232H152V231H151ZM183 232H184V230H183ZM183 232H182V233H183ZM187 232H188V231H187ZM211 232H212V231H211ZM213 232H215V231H213ZM242 232H244V231H242ZM14 233H15V232H14ZM41 233H42V232H41ZM103 233H104V232H103ZM135 233H136V235H137V230H136ZM142 233H143V232H142ZM142 233H141V235L144 234V233H143V234H142ZM153 233H154V232H153ZM153 233H152V234H153ZM178 233H179V232H178ZM182 233H181V234H182ZM219 233H220V232H219ZM12 234H13V233H12ZM56 234H57V233H56ZM65 234H66V232H65ZM73 234H74V233H73ZM75 234H76V233H75ZM80 234H81V231H80ZM80 234H79V235H80ZM87 234H88V233H87ZM116 234H117V233H116ZM116 234H115V235H116ZM118 234H119V233H118ZM118 234H117V235H118ZM122 234H123V233H121V235H122ZM129 234H130V233H129ZM146 234H147V233H145V235H146ZM155 234H156V233H155ZM155 234H154V235H155ZM212 234H213V233H212ZM244 234H245V232H244ZM7 235H8V233H7ZM26 235H27V234H26ZM97 235H98V234H97ZM99 235H100V234H99ZM115 235H114V236H115ZM131 235H132V234H131ZM136 235H135V236H136ZM154 235H153V236H154ZM178 235L180 236V234H177V236H178ZM213 235H215V233H214ZM20 236H21V235H20ZM63 236H64V235H63ZM66 236H67V235H66ZM106 236H108V238H110L109 235H106ZM110 236H113V235L111 234ZM122 236H123V235H122ZM217 236H218V235H217ZM23 237H24V236H23ZM28 237H29V236H28ZM40 237H41V236H40ZM83 237H84V236H83ZM132 237H133V236H132ZM137 237H138V236H137ZM140 237H141V236H140ZM140 237H139V238H140ZM191 237H192V236H191ZM231 237H232V236H231ZM234 237H237V236H234ZM250 237H251V236H250ZM29 238H30V237H29ZM53 238H54V237H53ZM53 238H51V239H53ZM61 238H62V237H61ZM61 238H60L59 240H61ZM112 238H113V237H112ZM126 238H127V237H126ZM161 238H162V237H161ZM178 238H180V237H177L176 239H178ZM181 238H182V236H181ZM187 238H188V237H187ZM187 238H186V240H187ZM189 238H190V237H189ZM192 238H193V237H192ZM221 238H222V237H221ZM221 238L218 237V239H221ZM246 238H247V236H246ZM25 239H26V238H25ZM135 239H136V238H135ZM263 239H264V238H263ZM22 240H23V238H22ZM66 240H67V239H66ZM94 240H95V239H94ZM112 240H113V239H112ZM124 240H125V239H122L123 242H124ZM127 240H128V239H127ZM138 240H139V239H138ZM160 240H161V239H160ZM162 240H163V238H162ZM190 240H191L192 243L190 244V242L188 243V242L185 241L186 244H190V246H192V247H191L192 249H193V246H194V248L196 249L195 244H196L197 242L193 243L194 239H190ZM190 240H189V241H190ZM192 240H193V241H192ZM222 240H224V238H223ZM240 240H241V238H240ZM246 240H247V239H246ZM246 240H245V241H246ZM35 241H36V240H35ZM43 241H44V240H43ZM45 241H46V240H45ZM62 241H63V240H62ZM103 241H105V240H103ZM107 241H108V240H107ZM132 241H134V239H132ZM150 241H151V240H150ZM155 241H156V240H155ZM158 241H159V240H158ZM182 241H183V242H182ZM182 241H181V242L184 243V240H182ZM220 241H221V240H220ZM41 242H42V241H41ZM109 242H110V241H109ZM111 242H112V241H111ZM126 242H127V241H126ZM159 242H160V241H159ZM163 242H162V243H163ZM167 242H168V241H167ZM167 242H166V243H167ZM178 242H180V240H178ZM221 242H222V241H221ZM223 242H224V241H223ZM59 243H60V245H61V242H60V241H59ZM92 243H93V242H92ZM130 243H131V241H130ZM142 243H143V242H142ZM25 244H26V243H25ZM38 244H39V243H38ZM43 244H45V243H43ZM46 244H47V243H46ZM62 244L64 245L63 242H62ZM66 244H67V243H66ZM82 244H83V243H82ZM143 244H144V243H143ZM164 244H162V245H164ZM168 244H169V243H168ZM186 244H185V245H186ZM33 245H35V244H33ZM49 245H50V244H49ZM51 245H52V244H51ZM54 245H55V243H54ZM108 245H109V244H108ZM123 245H124V244H123ZM126 245L128 246V244H126ZM129 245H130V244H129ZM131 245H132V244H131ZM131 245H130V246H131ZM147 245H148V244H147ZM178 245H179V244H178ZM196 245H197V244H196ZM239 245H240V244H239ZM36 246H37V245H36ZM61 246H62V245H61ZM61 246H60V247H61ZM69 246H70V245H69ZM142 246H143V245H142ZM142 246H141V247H142ZM152 246H153V245H152ZM157 246H158V245H157ZM183 246H184V245H183ZM187 246H189V245H187ZM190 246H189V248H190ZM198 246H199V245H198ZM34 247H35V246H34ZM47 247H48V245H47ZM47 247H45V248L47 249ZM120 247H121V246H120ZM123 247H124V246H123ZM125 247H126V246H125ZM146 247H147V246H146ZM149 247H150V246H149ZM160 247H162L161 244H160ZM164 247H165V246H164ZM164 247H163V248H164ZM35 248H36V247H35ZM40 248H41V247H40ZM48 248H49V247H48ZM66 248H67V247H66ZM106 248H107V247H106ZM118 248H119V246H118ZM127 248H128V247H127ZM127 248H126V249H127ZM138 248H139V247H138ZM163 248H162V249H163ZM181 248L183 249L182 245H181ZM184 248H185V246H184ZM191 248H190V249H191ZM202 248H203V247H202ZM41 249H42V248H41ZM49 249H50V248H49ZM51 249H52V248H51ZM63 249H64V247H63ZM113 249H114V248H113ZM131 249H133V248H131ZM136 249H137V248H136ZM149 249H150V248H149ZM160 249H161V248H159V251H160ZM162 249H161V250H162ZM178 249H179V247H178ZM186 249H187V248H186ZM186 249H185V250H186ZM192 249H191V253H192L193 250L195 251V249H193V250H192ZM218 249H219V248H218ZM228 249H229L228 252L232 251V250H230V248H228ZM228 249H227V250H228ZM42 250H43V249H42ZM111 250H112V249H111ZM127 250H128V249H127ZM143 250H144V249H143ZM155 250H156V249H155ZM188 250H189V249H188ZM188 250H186V251H188ZM199 250H200V249H199ZM248 250H251V249H248ZM37 251L39 252V250H37ZM47 251H48V250H47ZM146 251H148V250L146 249ZM159 251H158V252H159ZM180 251H181V250H180ZM194 251H193V252H194ZM202 251H203V250H202ZM38 252H37V254H38ZM44 252H45V251H44ZM99 252H100V251H99ZM122 252H123V250H122ZM154 252L158 253L157 250L154 251ZM164 252H165V249H164ZM174 252H175V251H174ZM183 252H184V250H183ZM188 252H190V251H188ZM242 252H243V251H242ZM252 252H253V251H252ZM33 253H34V252H33ZM45 253H46V252H45ZM124 253H125V250H124ZM160 253H161V252H160ZM162 253H163V251H162ZM247 253H248V252H246V255L249 254V253H248V254H247ZM37 254H36V255H37ZM46 254H47V253H46ZM46 254H45V255H46ZM48 254H49V253H48ZM143 254H145V253H143ZM146 254H147V253H146ZM153 254L155 255V253H153ZM158 254H159V253H158ZM163 254H164V253H163ZM175 254H176V255H177V254H180V255H181V253H175ZM183 254H184V253H183ZM183 254H182V256H181L182 258H183V256H185V255H183ZM185 254L188 256V254H190V253H188V254L185 253ZM244 254H245V253H244ZM124 255H125V254H124ZM172 255H173V254H172ZM205 255H206V254H205ZM38 256H40V255L38 254ZM47 256H48V255H47ZM108 256H109V255H108ZM125 256H126V255H125ZM145 256H146V255H145ZM147 256H148V255H147ZM156 256L158 257L159 255H155V258H156ZM163 256H164V255H163ZM163 256H161V257H163ZM165 256H166V255H165ZM187 256H186V257H187ZM212 256H213V255H212ZM244 256H245V255H244ZM41 257H42V255H41ZM121 257H122V256H121ZM166 257H167V256H166ZM168 257H170V256H168ZM178 257H180V256L178 255ZM0 258H1V257H0ZM66 258H67V257H66ZM107 258H109V257H107ZM146 258H147V260H148L149 256L146 257ZM146 258L144 257L143 262L146 261V260H145ZM172 258H173V257H172ZM191 258H192V257H191ZM205 258H206V256H204V260H205ZM213 258H214V257H213ZM213 258H212V262H211V263H212V264H216V262H214L215 260H213ZM215 258H216V256H215ZM263 258H264V257H263ZM23 259H24V258H23ZM35 259H36V258H35ZM40 259H41V258H40ZM45 259H46V258H45ZM48 259H49V258H48ZM117 259H118V258H117ZM174 259H175V258H174ZM174 259H173V260H174ZM189 259H190V258H189ZM196 259L199 260V257H197V258L195 257V260H196ZM200 259H201V258H200ZM202 259H203V258H202ZM202 259L198 261L200 264H201V262H205V261H202ZM37 260H38V259H37ZM149 260H150L149 262L153 263L151 258H150ZM158 260H159V259H158ZM169 260H171V259H169ZM175 260H176V259H175ZM184 260H185V259H184ZM184 260H183V261L181 260V261L185 263ZM84 261H85V260H84ZM154 261H156V260H154ZM189 261H190V260H189ZM189 261H187V262H189ZM193 261H194V259L192 260V262H191L190 264H192V263L198 264V263L193 262ZM196 261H197V260H196ZM258 261H259V260H258ZM34 262H35V261H34ZM93 262H95V261H93ZM127 262H128V261H127ZM127 262H125V263H127ZM163 262H164V261H163ZM169 262H170V261H169ZM171 262H172V261H171ZM182 262H181V263H182ZM207 262L209 263V261H207ZM218 262H220V264H229L228 261H226V260H224V261L221 262V260H219V258H218ZM250 262H251V261H250ZM263 262H264V261H263ZM83 263H84V262H83ZM138 263H139V262H138ZM154 263H155V262H154ZM154 263H153V264H154ZM167 263H168V262H167ZM184 263H183V264H184ZM208 263H206V264H208ZM251 263H252V262H251ZM3 264H4V263H3ZM52 264H54V263H52ZM68 264H69V263H68ZM71 264H72V263H71ZM91 264H92V263H91ZM95 264H96V262H95ZM135 264H136V263H135ZM147 264H149V263H147ZM170 264H171V263H170ZM173 264H174V262H173ZM175 264H178V262L176 263V261H175ZM179 264H180V263H179ZM186 264H187V263H186ZM188 264H189V263H188ZM209 264H210V263H209Z\"/></svg>",
  "mask_w": 264,
  "mask_h": 264
}]
</instances>
